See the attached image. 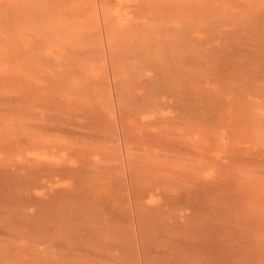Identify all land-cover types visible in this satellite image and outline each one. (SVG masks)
I'll use <instances>...</instances> for the list:
<instances>
[{"label": "rangeland", "instance_id": "374dc122", "mask_svg": "<svg viewBox=\"0 0 264 264\" xmlns=\"http://www.w3.org/2000/svg\"><path fill=\"white\" fill-rule=\"evenodd\" d=\"M20 1H17V0H15V1H13V0H0V16L1 17L4 16V17H2L3 19L0 17V19H1L0 20V34H1V30L3 32L0 35V42L2 41L0 43V65H1L0 70L2 71V72L0 71V186H1L0 187V195L3 197L2 200L0 198V231H1L0 233L3 232V234H1L2 236L0 235V264H6V263L7 264H17V263L18 264H41V262H42L41 260H45L44 255H47L45 257H46L47 261H50L49 264L54 263L55 260L57 262V263L55 262L56 264H88V262H89V264H91L92 262H93V264H124V263L125 264H135L137 262H138L137 264H164V261L161 262L162 259L159 258L160 256H162L164 260L166 259L165 262H167V263L169 262L170 264H178V263L184 264V262H185V264H188L191 261H192L191 262L192 264L194 262H196L195 264H197V262L198 261L200 262V260H201L200 263L202 264V259H203V264H206L204 262H207L208 264H213V263L214 264H217V263L221 264V262H223L222 264H232L233 260H234L233 264H249L250 261H251V264L253 262L255 264H264V242H263L264 236L261 235V233L264 234L263 233L264 232V226H261L264 223L259 224L261 227L260 228V227H258L259 225H257L258 223L256 221L254 222L253 220H251L250 217H249L250 220L248 219V217H246L247 219H244L245 217H243V215H242L243 219L241 220V222H239L240 220L238 221V219L237 220L232 219L235 217L234 215H236L237 217L239 215V217H240L242 214V210H245V209L247 210V207H249V209H252L253 208L252 205L255 203L260 204L262 202L261 204H264V190H263V192H260V194L263 193L260 195V196L263 195L262 196L263 198H261L259 196V193H257V195H255V194L249 195V194H247L248 192L246 190L240 191L243 188L241 183H243L242 180L244 179V177L242 179L241 178L239 179L240 176L238 177L236 175H233L232 177H234V176L235 177L231 180V178H232V177L230 178L231 174L227 175V172L230 173V171L231 170L233 171L234 169H232L233 167L231 166V164L227 165V164H229V161L227 160V157H225V156H227L226 155L227 153L225 154V152H226V148H225L226 145L225 144L230 143L232 138L234 137L237 139L236 141L238 142V143L237 142L235 143V140L233 138L234 144H236V146L238 145L237 147H239V148L242 147L241 150L242 149L244 150L246 148H251V150H254L257 153H259V154L255 155L256 152L252 151L254 153V156H253L254 159L257 156L256 160H258V161L254 160L255 163L256 162L260 163L262 160L264 163V142L262 140L259 141L260 130H261V133L264 135V127H261L262 126L261 124H263V126H264V123H263L264 120H262L263 122H261V120H260L261 118L259 115L263 112L261 116H262V118H264V116H263V114H264L263 110L264 109L262 110V108H263L262 106H264V97L261 96V93L264 96V89H263L264 88V62H263L264 58L261 59L262 58L261 53H262V51L264 52V48H262V46L264 47V39H263L264 38V27H263L264 23H263V26L260 25L262 22L260 24H258L261 26L260 28H257L256 26H258V25L254 24V26H252L253 30L249 29L247 32H246L245 28L240 27V26L234 27L231 25V27H234V28H231V27H228L230 25H226L227 26L226 27V26H223L224 24L223 25L217 24L218 29L223 26L221 28L220 33H222L224 35L219 33L220 29L219 30L217 29L218 32H216V33L217 34L219 33V35L214 34L215 38L213 39V37H212V41H208L210 39V36L209 35L206 36V34H204L203 31H201L202 37H200V38H202L203 43H205V42L211 43L212 42V44H216V46H217L216 48L215 47L214 48L217 50L219 49L220 51L219 50L218 51L212 50L213 52H208V53H210L209 54L210 57L208 59H210V62L213 64V69H214V70L210 71L212 73L211 75H209L210 72H208V71H201L202 73L198 72V74L200 73L199 75L198 74L197 75H189V74L188 75H182L181 74L182 76L187 77L188 78L187 79V78L182 77L181 75H179L177 73L175 74V72H172L173 73V75H172V73H170V72L158 71L157 72L159 74L158 75L156 73V71L147 70L148 66L150 68V64H152L154 62V61H152V58L149 55L150 52L152 51V48H151L152 45L150 44L149 41L151 39V35H152L153 30L148 25H147V27L144 26L142 21L140 22L139 18L137 17V14L135 12L136 11L135 8H137V6H138L137 5L138 1H141V0H137V1L136 0H107V1H105V0H81L83 5L81 2H80L81 4L79 5L78 1H75V0H73V3H72V0H62V1L59 0L61 3L58 0H54L55 3L57 4V5L55 4V6H56L55 9L52 7H46L44 4H42L44 6L40 5L42 3L41 0H38L40 3L38 1L36 2L35 0L34 1L33 0H22L21 2L22 3L24 2L23 4H25V1L27 4V6L25 5L27 7L26 8L27 11L25 12V10H24V14H22L24 8H21V10H17L19 8V6L21 5ZM64 1H65V3H63ZM12 2H13V5H12ZM70 2L72 3V5L70 4ZM105 2H108L109 4H107ZM74 3H76V4L78 3L79 10L77 9V6ZM32 4L34 5L33 9H32V7H33ZM69 4H70V6H69ZM104 4H107V5H104ZM58 5L61 7L59 8ZM35 6H37V7H35ZM41 6H42V8H41ZM106 6L110 7V10L108 8H106ZM9 7H10V9H9ZM45 8L46 9L48 8V10L50 9L51 14H50V11L48 12ZM57 8H59L58 9L59 14L57 12ZM70 8H72V9H70ZM30 9L34 10L33 14L36 13L37 18L35 17V15L29 14L32 12ZM261 9L263 11L264 7H262ZM9 10L11 13L9 12ZM12 10H14V11H12ZM16 10L20 11V12L22 11L21 14L23 16H21V14L20 15L17 14L19 12H17ZM59 10H61V11H59ZM36 11L38 13H41V15H38V13ZM102 11L106 12V16L109 14L110 17H109V15L107 17L105 16L107 18V19H105V17L103 16L104 12H102ZM45 12H47V14ZM42 13L44 15L49 14L48 15L49 18L46 15L42 16ZM54 13H55V15H54ZM8 15H10V17H8L10 20L8 18H6ZM30 15L32 16V18L34 17L35 19L30 18ZM111 15H112V17H111ZM50 16H51V19H50ZM44 17L48 18V20L50 19L52 21L51 22L49 20V22H51L49 24V25H51V27L49 25L45 26L49 22ZM66 17H68V19ZM40 18L43 20L42 23L41 22L38 23L39 21H42V20H39ZM80 18H82V19L84 18L85 20L84 19L82 20ZM110 18H112V19H110ZM17 19H19L20 22L23 23L22 26L20 23H18L19 27L16 26V24L18 22ZM22 19H23V22H22ZM30 19H31V21H29ZM76 19H77V21H76ZM108 19H110V20H108ZM137 19L139 20L138 23H137ZM45 20L47 21L46 23H44ZM130 20L132 22H130ZM133 20H136V21H134V23H133ZM26 21H27V23L25 24L24 22H26ZM81 21L83 23H81ZM96 21L98 24L96 23ZM36 23H37V25H36ZM77 23L79 25H76ZM93 23H95L96 25L94 24V26H93ZM115 23L117 26L118 25L120 26L119 31H118V28L116 30L115 27H114L113 31H111L112 29H110L108 27V25L111 24V26H112V24H115ZM130 23H132L134 25L132 26ZM24 24L26 26H24ZM27 24H28V26H27ZM162 24H165V26L161 25V27H165V28H163V30H165V29L166 30L163 31L162 29H160L159 28L160 25H159L158 26L159 29L158 28L157 29L159 31H161L162 33L158 31L159 33L157 32L158 33L157 35H159L160 33L162 34V35L160 34L161 37L164 34L167 35V37H168L167 42H169V40H170L169 36H171V34H169V33H171L170 29L174 31V28H173V26H171L168 23H162ZM29 25H32V27H30ZM63 25L64 26L66 25L68 28L66 26H65L66 28L63 27ZM74 25H76V26H74ZM129 25L132 26L131 28H133L132 30H134V32H132V33L138 32L137 35L140 32L145 31V33L148 34L151 31V33L149 35L145 34L148 38L149 37L150 38L148 39L145 37L146 38L145 39L144 37L142 38L140 35H138L140 38H142V41L144 39V42H143V44H141L142 41L140 39L139 40L140 42L138 45H136L137 41L134 42V45H136V46H134L133 44H131L129 42L128 38L126 41V38L122 37L123 39H125V42L121 41L120 42L121 46L126 44V46H129V47L125 46L124 49L126 48V50H128V48H129L128 51H130L132 53H130L128 51L125 53V51L122 50L123 46L121 47L122 49L120 47L119 48L117 47L119 50L118 51L115 50V51L117 53H119V54H117V56H119V55L120 56L114 57V55H116V53L114 51H112V46H111L112 43H109L110 38H111L110 36H113L114 34L110 35L109 36L110 38H109L108 37L109 29H110V33H113L114 30H115V32L118 31L117 33L120 36L121 34H123V32H122L123 30H125V29L129 30V28H130ZM218 25H219V27H218ZM78 26L80 28H78ZM83 26H84V28H83ZM43 27H45L46 31H44ZM70 27H72V28H70ZM88 27H90V28L88 29ZM122 27H124V28H122ZM215 27H212V29H216ZM239 27H240V31H238ZM35 28H37V30ZM77 28L79 30H77ZM148 28H150L149 32H148ZM86 29H88L87 30L88 32L86 31ZM167 29H168V31H167ZM191 29L193 31V28H191V27H184L183 29H179V30L181 33L185 32L187 34L188 32L191 31ZM210 29L211 28H209V30ZM236 29H237V31H236ZM10 30L13 31L12 33H14L12 35V37H11L12 33ZM84 30L87 33H85ZM132 30H130V35H133V34H131ZM217 30H215V31H217ZM242 30H244L246 34L244 32H242ZM35 31H38V32H35ZM249 31L250 32L252 31V32L249 34ZM5 32H6V34H5ZM64 32L65 33L73 32L74 34L69 33L70 37L72 35H74V37L75 36L78 37L80 34L82 36V35H84V33L88 34V35L90 34V36H88V35H86V36L88 37V39H90L89 41H91V42H86L89 44V46H88V44H85V43H83L82 40H80L81 36L78 37L79 38V41H78L77 38H76L77 40H74L75 39L74 37H73L74 39H71L70 37L67 38L68 34L65 35ZM78 32H80V33H78ZM120 32H122V33L120 34ZM124 32H126V31H124ZM204 32H205V30H204ZM36 33H38V35ZM127 33L129 35V31H127ZM206 33L210 34L212 36V34H211L212 32L208 33L206 30ZM247 33H248V35H247ZM7 34H9V35H7ZM84 36H82L81 38H84L85 39L84 41H88L86 36L85 37ZM95 36H98V37H95ZM227 36H228V38H227ZM236 36H238V37L236 38ZM61 37H62V39H61ZM63 37H65V38H63ZM193 37L196 38V35H193ZM97 38H100V39H97ZM216 38L217 39L219 38V39L217 40ZM225 38H227V39H225ZM63 39L64 40L69 39V40L68 41L65 40L66 42H64ZM230 39H232V40H230ZM204 40H207V41H204ZM8 41H10V42H8ZM12 41H14V42H12ZM229 41H231L233 43H231V42L228 43ZM52 42H54V44ZM63 42L65 45H70V43L74 42L72 44V46H69V47L67 46L68 50H72V52L66 50L67 48H65V45L63 44ZM67 42H69V44H66ZM122 42H123V44H122ZM251 42H253V43H251ZM257 42H259L261 44L259 47L256 45ZM76 43H78V46H79L78 48L74 47V46H77ZM148 43H149L150 48L147 47ZM227 44H229V45L227 46ZM238 44L240 46H238ZM253 44H255V45L253 46ZM4 45H5V47H3ZM249 45H252V46H249ZM59 46H60V48H59ZM80 46H83L85 48L87 47L89 50H86L87 48L86 49H82V48L80 49ZM119 46H120V44H119ZM131 46H132V48H131ZM89 47H91V48H89ZM212 47L213 46L211 45V48ZM235 47L237 49L239 47H240V49L241 48L243 49L242 55L239 57H241V59L244 58V60L246 61L245 62L246 65H245L244 70L238 69L239 71H235V69L233 68L235 60L232 59L231 56H229L230 57L229 59L224 58L226 56V55H224V54H226V52L227 53L228 52L229 53H234V52L236 53L237 50L235 49ZM15 49H16V51H15ZM41 49L43 52L41 51ZM96 49H98V52L96 51ZM148 49H150L151 51L149 52ZM248 49L250 52L251 51L257 52L259 50V52L257 53V55H259V59H257V56L252 57L251 55H249L246 52V51H248ZM17 51H18V55H17ZM37 51H39L38 54H37ZM94 51L97 52L96 55L98 53L100 54V55L99 54L98 55L101 57V61H99L100 57H98V56L97 57L95 56L96 58L93 57V55L95 53ZM210 51H211V49H210ZM221 51H222V53H221ZM215 52H217V54ZM218 52H220L221 54ZM9 53H11V54H9ZM87 53H88V55H87ZM212 53L214 55H211ZM12 54H14V55H12ZM58 54L60 56H58ZM215 54L218 58L215 57ZM222 54L224 56H222ZM247 55L250 57V59L246 58ZM122 56H124V57H122ZM213 56L216 59L215 58L212 59ZM220 56H222L224 59L219 58ZM129 57L131 59H129ZM56 58H57V60H56ZM60 58H62L64 60L63 61L61 59V61H60L61 63L58 62L60 60ZM121 58L123 60H126V59L129 60V63L132 60V63H130L132 65H130L129 63H125L127 60L125 62L120 61L119 59H121ZM27 59H28V61L29 60L30 61L29 62L26 61ZM48 59H50L49 63H48ZM84 59L85 60L88 59L87 64H85L86 61ZM222 59L224 60L223 63H222ZM260 59L262 62H260ZM24 60L26 62H28V64L26 66H25L26 62ZM53 60H55V61H53ZM5 61H7L6 64H4ZM257 61H259V62H257ZM19 62H21V63L18 64ZM35 63H37V64H35ZM58 63L61 64L62 67H61V65L58 67V65H59ZM112 63L114 64L113 66H112ZM121 63L122 64L124 63V65H122ZM215 64H217V66ZM6 65H7V67H6ZM28 65H31V66L33 65V66L30 68V66H28ZM34 65H35V67H34ZM89 65L92 66L91 69L93 70V72L90 69L91 66H89ZM93 65H96V68L93 67ZM97 65H98V67H97ZM214 65L217 67V69L214 68L215 67ZM19 66H21V67H19ZM218 66L220 67V69H223V70H221L222 73H220V69ZM23 67H24V69L25 68H27V69L23 70ZM54 67H55V69H54ZM112 67L117 68L118 73H114L112 71ZM10 68H12V69H10ZM18 68H19V70H18ZM20 68H22L21 71H20ZM34 68H36V69H34ZM128 68H130V71H129L130 74L133 75L135 73V76L133 75V78L134 77L135 78L134 79L132 78V80H131L135 84L134 85L132 83L135 86V88L130 83L131 82L130 79H131L132 75L129 74L130 79L128 78V75H127L129 73ZM30 69H32V70L34 69L35 72L38 69V72L34 73V70L32 71ZM40 69H41V71L39 72ZM126 69H128V70H126ZM10 70H12V71H10ZM17 71H19V72H17ZM142 71L143 72L145 71V72L143 73ZM147 71H148V74H146ZM223 71H225V73ZM120 72L122 73V75L123 74H125V75L122 76ZM216 72H219V74ZM19 73H20V75H19ZM31 73H34L33 75H35V78L33 77V75ZM94 73L96 76L93 75ZM149 73H151V74H149ZM165 73H167V74H165ZM223 73L225 76L223 75ZM30 74H31V78H30ZM57 74H59V75L57 76ZM21 75H23V77ZM119 75H121L123 78L125 76V78L123 79ZM226 76H228V77H226ZM27 77L29 80L26 79ZM148 77H152V78H148ZM205 77H207L208 79ZM126 78L129 80V84H131V85H129L126 82ZM184 78H185V80H184ZM47 79H48V81H47ZM55 79H57L58 82L55 81ZM178 79H183V82H185V83H183V86H185V88L188 87L187 90L180 88V86L175 87L176 85H174V82L177 81ZM119 80L121 81V85L118 84V82L120 83ZM201 80H202V84H200ZM140 83L144 84V88L139 90L138 86ZM23 84H26L27 86L26 85L24 86ZM117 85H119V86H117ZM154 85H158V86H154ZM24 87L29 89V90L26 89V91H25ZM195 87L198 88V90L196 89V91L200 95H198L197 93H196L197 95H195V94L191 95V94H193L192 89L194 90ZM70 88H72V89H70ZM51 89L54 90V93L52 92L53 90H51ZM180 89L181 90L183 89L184 90L183 92L185 94L184 93L181 94ZM199 89H200V92H199ZM68 90L71 92V94ZM131 90H132V92H130ZM157 90H159L160 92ZM67 91L69 92L70 95L67 94ZM99 91H101L102 93ZM135 91H137V92H135ZM60 92H62L64 99H62V94H60ZM155 92H156L155 97H157V99H156V101L153 102L152 97H154L153 94H155ZM190 92H191V94H190ZM56 93L59 96H57ZM99 93H101V95ZM107 93H108V95H107ZM176 93H179V95L181 97L180 101L176 100V98H177V96H175ZM95 94L97 97L95 96ZM104 94L107 97L109 96L107 99H108V102L111 100L110 104H111L112 100L114 99L112 102L113 105L111 104L113 106L114 110L105 108L106 106H107V108H111L112 106L109 107V105H110L109 103L104 104L103 102H105L106 100L102 102V100H104V98H106L104 96ZM183 94H184V97L181 96ZM214 94H216V97ZM74 95H75L76 99L74 98ZM92 95H94V96H92ZM98 95L101 96V97H99L101 99V102H100V99L98 98ZM124 95H126L125 97L127 99L129 98L130 101L128 100L126 102L125 97H123V98L120 97V96H124ZM88 96H89V98H88ZM174 96H175V99H174ZM81 97H82V99H81ZM95 97H96V100L99 99V102L96 101L97 104H95L96 102L93 103L94 106L93 107L91 106V108H90L89 107V104L91 105L90 99L93 100V98L95 99ZM102 97H104V98H102ZM155 97H154V100H155ZM159 97L161 99L164 98V100H166L164 102H160L162 105L159 104V101H161V99ZM240 97H242V98H240ZM42 99H44L45 101H43ZM52 99L56 102L52 101ZM151 99H152V101H151ZM116 100L124 101L125 103L121 102V104H120L119 101H116ZM188 100H189V102H188ZM31 101H34L33 103H34L35 107L32 106L33 103ZM39 101H40V103L38 104ZM58 101H59V104H57ZM79 101H80L81 105H80ZM94 101H92V102H94ZM162 101H163V99H162ZM243 101L244 102L246 101L248 105H252L250 108V112L251 111H253V112L251 113L252 115L248 114V113L245 114V115H248V117L246 116L247 119L244 118L246 122L245 121H243L242 123L240 122L241 126L239 128L235 129V127H233L235 120L233 121V124L231 125V122L234 119L233 115H232L233 113H231V112H234V110H233L234 106L230 105L229 103L233 102L232 104H236L238 107L237 109L240 110V112H241V110H242V112L244 110V113H245V111L247 112V110L249 112V106L246 105ZM36 102H37V104L35 105ZM42 102L43 103L45 102V103L43 104ZM62 102H64V103H62ZM88 102H89V104H88ZM128 102H131V103L129 104ZM155 102H157L158 104L156 103L157 104L156 105ZM191 102L193 104H195V108H193V104ZM258 102H260V103H258ZM47 103H48V105H47ZM100 103L103 105H106V104H109V105H106L104 107ZM148 103H150V104L154 103L155 105L153 106V104H152L151 106L153 108L154 107L157 108V111L159 108V110H160L159 113L162 116V120H161V116L159 117V115H157V117H159V119H158V118H155L156 117L155 113L152 115V111H153L152 107L151 108L148 107L147 110L145 109L146 106H149ZM144 104H147V105H144ZM182 104H183L182 107L189 109L188 113L183 111L184 108L182 109V111L184 113L181 112V109H179V108L181 107ZM185 104H186V106L189 104L188 107H186ZM228 104L230 106H228ZM78 105L81 107H78ZM117 105L121 109H119L118 107L116 108L115 106H117ZM131 105H133V106H131ZM163 105H165V106H163ZM190 105H192L191 108H190ZM76 106L78 108H76ZM144 106H145V108H144L145 111L142 108ZM197 106L200 107V109L197 108ZM68 107H69V109H68ZM253 108L256 112H254ZM83 109H84V111H83ZM148 109H150V111H151L150 114H148L149 113ZM43 110H47L48 112L43 111ZM90 110H91V113H90ZM184 110H186V109H184ZM238 110H237V112H238ZM81 111L85 112L86 114L83 112L81 113ZM100 111H101V115L99 116ZM27 112H29V113H27ZM30 112H32V113H30ZM69 112L71 114H69ZM213 112H215V114ZM237 112L235 111L234 114H236ZM36 113L37 114L39 113V115H37ZM162 113L166 117H164L162 115ZM256 113L258 114L259 117L255 115ZM142 114H143V116H142ZM237 114H240V116L238 115L237 117L241 118L243 116L242 113L238 112ZM190 115H191V117H193V118H191L192 120L196 118L195 122H196V120L198 122V126H196V127H198L200 129V132L206 131L207 133H210V134L214 133L213 135L216 136L215 139L219 142V147H217V149H215L214 152L207 150V147H200V146H205V145L201 144L200 141L204 142V140L201 139L202 137L200 138V135L198 134V132L196 133V131H191V134L189 133L190 132L189 128L192 125V123H194L191 121L192 123L190 124V122H189ZM254 115L259 118V119L257 118V120H256V118L254 117L256 122L254 120H252ZM29 116H31L32 118L31 117L29 118ZM101 116H103V117H101ZM229 116H230V119H227V117L229 118ZM138 117H141V118H138ZM163 117L167 118V119H163ZM235 118H236V116H235ZM240 118H238V120ZM62 119H63V121H62ZM101 119H102V122H101ZM138 119L140 121L142 120L143 123L140 122ZM144 119H145V121H144ZM225 119H226V121H224ZM148 120H150V122ZM218 120L220 122L219 124L217 122ZM39 121H40V123L43 122L44 126L42 125V123L41 124L35 123V122H39ZM64 121H66V122H64ZM97 121H99V122L97 123ZM239 121H242V120H239ZM250 121L253 123L255 122L257 124V126H254V127H257L256 130L257 129L258 130L257 131L252 130L254 133L251 130H248L249 124L247 125V123H249ZM47 122L51 125L49 126V124ZM169 122L171 123V126H170ZM228 122H230V123H228ZM236 122H237V120H236ZM104 123L105 124L107 123V125H105ZM128 123L130 125H132V127H134L135 129H136V127H138L140 125H144V126L147 125L149 127L148 129L150 130L149 132L152 134V136H154L155 139H157V141H159V144H163V145L165 144V143H163L165 138L168 136V134L171 133V131L173 133L177 134L178 136H180L182 134L181 133V131H182V132H184L185 136H188V135L192 136V137L188 136L189 139L187 137L185 138L187 140V142L190 141L187 145L188 147L190 144H192V142H195L196 144H198V147L195 148L196 152L198 151L197 153H201V152L206 151V152H208L207 154H211V152H212V155H210L211 157H209V159H210L209 162L205 163L206 165H203V162H204L203 160H202V164H201V161L199 162L201 165H203L204 169L206 167V170L203 173L204 177L200 174L201 175L200 178L201 177L204 178V179L201 178V180L194 179L197 175H199V174L195 175V172H193V171H195L194 168H196V167L198 168V171L196 169L197 173L198 172L200 173V171L202 173L204 171V170H202L203 168H202V166L200 167L198 162H197L198 164L196 162H194L196 164H195V166L193 165L194 170L191 172H190V170L188 171L187 168H185L184 170L182 169L183 171L181 170V168H179L180 171L178 169L174 170L173 167H171L169 165L170 168H172L171 171L172 172L175 171V173H176V175H175V173H171V175L173 174V177L177 176L176 178H178V176H181L182 174L184 175L182 183L188 182L189 181L188 179L190 178L191 179L190 185H193L194 180H195V183L193 185L194 191L193 190H191V191L193 192L194 196H196L194 198L198 199L197 196H200L201 197V198L199 197L200 200L196 199V201H195V199H191L192 197L189 198V200H188V197H185V194H187V193L182 192V191H184L183 188H185L186 185L184 186V183H183L182 184L183 187H181L182 190H180V188L178 189V187L181 186V183L178 184L180 181L179 178H178L179 181H175L176 183L178 182L177 183V185H179L178 187H176V183L171 181L170 175L169 176L167 175V177L170 181V183L168 184V187H165L163 184L156 181V179L153 175H150L149 177L146 178L145 174L147 173V175H148L154 168L150 164L151 161L148 163L146 161H149L150 160L149 158H151V160H154V158H152L150 156L151 153H147L144 150L137 149V148L135 149V147L132 149L131 148L128 149V146L125 147V145L123 144V140H122L123 138H122L121 134H123V132L125 133V130L123 128H125ZM140 123H142V124H140ZM215 123H216V125L218 124L217 125L218 127H216ZM238 123L239 122H237V124ZM133 124H135V125L133 126ZM199 124H200V127H199ZM258 124H259V126L260 125L261 126L259 127ZM173 125H174V130L171 129V127L173 128ZM193 125H196V123ZM213 125L216 128H214ZM228 125L230 127L232 126L231 129L234 128L235 130H237V132L234 131V133L236 132V134L240 130V132L242 133V135L244 136V138L246 140H243L244 138L242 135L240 136V134H237L240 137L239 136L235 137L236 135L235 134L233 135L232 134L233 132L232 133L230 132L232 130H230V127ZM251 125H252V123H251ZM253 125L249 126V127L250 128L252 127V129H254ZM42 126H43V129H42ZM105 126L107 129H109V127H110L112 133H113V131L116 132V130H117V134L119 136V141H117L114 138L115 142L108 144V147L104 144L106 146L105 147L103 145V143H101L98 139L95 138V136L98 133H99L98 136L103 133L102 130L104 129L103 127H105ZM235 126H239V125H235ZM30 127H32L33 129H31ZM37 127H38L40 132L38 131ZM46 127H48V128L53 127L52 131L50 132V134L54 135L53 137L49 133H48V135L42 134L43 137H42V135L41 136L39 135V134H41V131L44 132V130H47ZM61 128H62V130H61ZM134 128H132V130L135 131ZM169 128H170V131L167 130ZM259 128H260V130H259ZM34 129L37 132H34ZM186 129H188L189 131L187 132ZM203 129H205V130H203ZM28 130H30L31 132H34V133H31ZM164 130H166L167 134L163 133ZM262 130H263V132H262ZM67 131L69 133H67ZM211 131H212V133H211ZM244 131H246V132L244 133ZM247 131H250L251 133L247 132ZM194 133L198 134L199 137ZM35 134H36V137H35ZM61 134L64 135V137L66 135H67V137H69L68 134H70V139L68 140L67 137H65V139L67 140L66 141L64 138H61L62 137ZM161 134H162V136H161ZM249 134H251L250 136H252V137L248 138ZM262 134H261V137H263L262 139L264 140V136H262ZM194 135H196V137ZM44 136H45V138H44ZM120 137H121V139H120ZM44 139H46V142L44 141ZM47 139H49V140H47ZM61 139L62 140L64 139L66 142L69 141L68 147L70 149L67 146L65 147L63 145L65 143V141H63L64 143H62ZM72 139H74V141H72ZM14 140H15V142H14ZM21 140H23V141H21ZM24 140H26V141H24ZM35 140L38 142H35ZM191 140H193V141H191ZM233 140H232V142H233ZM83 142L84 143L90 142L89 144L92 143V145L89 146V144H87V146L89 147L88 148L86 146V144L84 146ZM94 142H97V143H94ZM259 142H261V143H259ZM28 143H30V145ZM45 143H47V144L45 145ZM31 144H33V145H31ZM40 144L43 147L40 146ZM81 144H82V146H81ZM96 144H101L102 146L101 145L96 146ZM185 144H187V143L185 142ZM27 145H29V146L26 148ZM193 145H194V143L192 144V146ZM109 146H111L112 149ZM119 146L121 147V149ZM85 147H86V149H85ZM92 147H97V149L93 148V150H90ZM98 147H100V149H102V147H104L105 149L100 150ZM29 148H31V149H29ZM64 148H65V150H64ZM81 150H83L82 154L80 152ZM87 150H89V151H87ZM109 150H111V151L109 152ZM247 150L245 152H247ZM251 150H248V153ZM104 151H106V152H104ZM209 151H210V153H209ZM252 152H251V155H252ZM146 153L148 156H146ZM162 153H164L165 155L169 154L168 152H162ZM248 153H247V155H245V154L244 155L246 157L250 156ZM262 154H263V156H262ZM12 155H14L13 156L14 158L11 157ZM197 155H198V157H200L199 154H197ZM143 156H144V158H143ZM7 157H9V158H7ZM212 157H213V161L211 159ZM140 158H141V160H140ZM249 158H250V160H252L251 163H253L254 161L251 158V156ZM96 159H97V161H96ZM143 159L145 160V162L143 161ZM161 159H163V156ZM31 160H32V164H35V166L39 167V168L35 167V169L33 170L34 172H32L28 167V164L31 163ZM250 160H249V162H250ZM22 161H23V163H22ZM215 161H217V163ZM68 162L70 165L67 164ZM170 163L171 162H169V164ZM194 163L192 161V164H194ZM259 163L257 165H259ZM260 164H262V162ZM171 165L173 166L172 163H171ZM227 166H228L229 170H227V168H226ZM229 166H230L231 170H230ZM261 166H263V165H260V167L257 166L256 169H258V170L260 169V171L264 175V173H263L264 169H262L264 166L262 168H261ZM97 167H98V169H97ZM144 167L146 169H144ZM151 167H153V168H151ZM189 167H188V169H189ZM199 167L202 169L200 170ZM224 167H225V170H227V172L225 173V176L223 174L224 173ZM93 169H95V170H93ZM136 169H137V173H138L137 176L135 174ZM190 169H191V167H190ZM129 170H131V171H129ZM80 171H82V172H80ZM12 172H15L17 174V178H16V174L13 175L14 173H12ZM30 172H32L34 174L35 179H38L39 181H41V182H39L40 186L44 185L45 187H43V186L42 187L45 189H43V188H42L43 190L41 188H40V190L39 189H36V190L33 189L35 186L33 184V175ZM141 173L143 174L142 177H141ZM168 173H170V172H168ZM24 174H27V175L24 176ZM29 174L31 175V177ZM187 174L189 176L194 174L195 176L186 177ZM36 175H38V177ZM42 175L44 178L42 177ZM68 175H70V176H68ZM144 176H145V178H144ZM228 176H229L230 180L227 178ZM19 177L22 180H20ZM28 177H29V179H28ZM51 177H52V180L50 181ZM152 177H153V179H152ZM184 177H186V178L184 179ZM192 177L194 180L192 179ZM47 178H49V179H47ZM53 178H55V179H53ZM63 178H65V179H63ZM137 178H140L141 182ZM16 179H17L18 183L16 182ZM234 179H236V180L234 181ZM135 180H137V183ZM144 180H146V181H144ZM196 180L198 182L199 181H201V182L196 183ZM12 181H14V182L12 183ZM20 181H21V183L19 184ZM24 181H28V182L25 183ZM225 181H227V183H225ZM22 183H25V184H22ZM234 183L237 185V187L235 185V188H237V189L241 188L240 190H238L240 192H237V190H234L238 193V195H240L241 198H239L238 200L236 199L237 202L230 203V205L232 207L233 204H234L233 206H235L237 204V206H235L233 208L237 207L238 209L237 208L235 210H233V208L226 209V208H224L225 205L223 202V204L220 203L221 205H223V207H222L223 209L220 210L221 206H220V204L217 203L219 201H216V198L218 200H220V202H221L222 200L220 199L219 195L222 193L221 197L225 196L224 194H225V191L227 190L226 189L227 186H229L228 188H229L230 192H232L231 188L233 190L234 187H232V184L234 185ZM18 184L20 187L22 185L24 187L22 186L23 188H20L18 186ZM141 184H143L142 185L143 187L145 185V187L143 188L141 186ZM26 185H27V187H26ZM46 185L49 188L46 187ZM157 185H159V186H157ZM172 185H174V187ZM225 185H227V186H225ZM66 186H67L68 190H65ZM169 186H171V188ZM146 187H148V188H146ZM172 187H173V189H172ZM199 187L201 190L199 189ZM238 187H240V188H238ZM46 188H47V190H46ZM21 189H22V191L19 192ZM167 189H169V191ZM48 190L51 193H49V192L47 193ZM165 190L168 191L166 197H168L167 200L170 199L169 200L170 202L169 201L167 202L166 197H163V192ZM191 191H190V193L192 194ZM234 191H233V193L235 194L236 192H234ZM223 192H224V194H223ZM71 193H73L74 195ZM237 193H236V195H237ZM45 194H47V195L45 196ZM49 194H51V195H49ZM52 194H53V196H52ZM70 194L73 196L71 197ZM150 194H152V196L154 197V198L152 197L153 198L152 200L150 199V197H151ZM228 194H229V192H228ZM242 194H243V196L246 195L245 198L247 200L242 198ZM187 195L189 196V193ZM217 195H218V197H217ZM229 195H232V194H229ZM247 195L249 197H251V200L248 201ZM31 196H33V197H31ZM42 196L43 197L45 196V198H43L44 200L41 199ZM210 196L211 197L216 196V198H214V197L211 198ZM255 196H257V197H255ZM258 197H260V198H258ZM28 198H30V200ZM257 198H258V200H257ZM9 199H11V200H9ZM252 199H254L253 202H251ZM77 200H79V201H77ZM164 200L168 203L167 204L168 206L166 205V202ZM204 200H205V202H204ZM255 200L257 202H255ZM189 201H190V204H189ZM207 201H208V203H207L208 205L206 204ZM43 202H44V204H43ZM46 202H48V203H46ZM142 203H144V205L146 203H148V204H146L144 207V205H142ZM153 204L155 206H152ZM44 205H46V206H44ZM161 205H164L165 209L163 208L164 206H161ZM238 205H240V208ZM103 206H105V207H103ZM159 206L162 208H159ZM178 206H181V207H178ZM206 206H207V208H206ZM100 207L103 209H101ZM171 207H174V208L172 209ZM208 207H209V209H208ZM205 208H206V210H205ZM158 209H161L163 211L165 210L166 212L168 211L167 213H169V211H170L169 209L175 210V211L181 210L180 211L181 217L180 218L176 217L177 220L175 218H173V216L172 217L167 216V217H169V219L165 217L166 221L169 222L168 224H172L173 222H176L177 226H178V222H181L180 224H182V223L186 224L188 218H186V217L183 218V212H184L185 216L187 214H188V216H190V214L192 216V214H193L194 218L191 217V219H190L191 223L189 222L191 224L190 225L191 229L193 227L192 230H194L197 226L198 227L202 226L201 228H198V227L196 228V229H201L200 231H204L206 229L204 232H200V233H202V234H200V237L203 239H201L199 243L197 242L196 244H193L192 236L190 237L191 241L188 240L189 242H192L193 245H197L196 247L193 246L191 243L187 244L188 241H185V240L183 241L181 239H180L181 241L179 240V243H178L179 247L176 245V250L179 248V249H183V251H189L190 253L192 252L191 253L192 256L189 252H187V253H189L188 254L189 256H186V258L184 257L185 260L188 259L187 261H185L184 258L180 257L182 255V254L180 255V252H179L180 250L177 251L179 253L178 255H180L179 257L181 258V259H179L180 260L179 261L178 260L179 257L177 258L178 255L176 256V254H177L176 250H175L176 254L173 253L174 251L170 250L171 253L168 252V255H169L168 256L167 251H165V250H169V249H167L166 246H164V245L163 246L165 249H163L161 247L162 245L160 246V240L162 238H163V240H166V241H162V244H166L168 246L170 244L171 248L175 245V243H177V242H175V240L172 241L173 240L172 238L174 236L171 238L169 237L171 235H174L173 233L176 232L177 227L175 226L176 225L175 224L174 225L176 227V229H175L174 226L172 225L173 226L172 230H174V229L175 230L173 232H171L170 227H169L170 229L168 228V230L165 231V230H162L161 228L154 227L155 224L151 225L152 221H155L156 219L153 218L154 220H151V218H152L151 215H153V213L152 212L149 213L148 211H151V210L155 211ZM225 209H226L227 213L223 214ZM249 209H248V211H249ZM208 210L213 212V213L210 214V212ZM214 210H215V212H214ZM222 210H224V211H222ZM239 210H241V211H239ZM238 211H239V213H238ZM172 212L173 211H170L169 214L172 215ZM219 212L225 216H227V214H229L228 216H230L231 220H233V221H231L232 223H230V222L228 223V221L230 219L226 220L228 216L226 217L225 220H223L225 217H221L223 215L219 214ZM25 213L27 214V216ZM232 213H233V215H232ZM146 214L148 217H146ZM20 215H22V216H20ZM211 215L215 216V219L212 218ZM62 216H63V218H62ZM149 216H151V218H149ZM154 216H156V215H154ZM207 216H210L209 217L210 219ZM218 216H220L219 218H221L222 221L218 218ZM64 217H65V219H64ZM178 218L180 221L178 220ZM211 218L215 220V222L213 224H212L213 220ZM149 219L151 220V222L149 221ZM173 219H175V220H173ZM243 220H245V223ZM247 220H249V221L246 224ZM6 221H7V223H6ZM93 221H94V224H93ZM235 221H238L240 225H238L237 222H235ZM242 221H243V224H241ZM5 223H6V225H5ZM57 223H59V225ZM215 224L216 225L222 224L221 225L222 228L219 229V226H216ZM86 226H88V227H86ZM180 226H178L179 230L182 229V228L180 229ZM240 226L242 227L243 230L240 229ZM255 226H257V228L259 230L257 228H255ZM151 227L155 231H153ZM59 228H61V229H59ZM148 228L149 229L151 228V229L149 230ZM202 228L203 229L205 228V229L203 230ZM225 228L227 229L226 233L224 231ZM230 228H231L232 233L228 234V232L230 231ZM237 228L239 231L237 230ZM191 229L190 228H186L185 230L183 229L184 232L180 231V233L183 232L182 234L186 238V236H189V235H187L188 232L193 233V231ZM196 229H195V231H196ZM255 229L258 230L259 233L261 231V233L260 234L256 233L257 231ZM261 229H263V232ZM109 230L112 233H110ZM179 230H178V232H179ZM188 230H191V231H188ZM210 230H212L213 234L211 233ZM215 230H217V231H215ZM221 230H223V232H221ZM147 231L149 233H147ZM186 231H188V232H186ZM198 231H196V232H198ZM157 232H159L160 237H158ZM166 232H167V234H166ZM170 232H171V234H169ZM234 232H235V234H234ZM184 233H186V234H184ZM195 233H194V235H195ZM64 234L66 237L64 236ZM109 234L110 235L112 234L113 236L111 235V237H110ZM152 234H154V235H152ZM177 234L178 233H176L175 237H176V240L178 241ZM182 234H181V236H180V234H178L179 235L178 237L182 238L183 237ZM196 234H198V233H196ZM224 234H226V235H224ZM231 234H232V236H231ZM255 234L256 235L258 234V235L256 236ZM58 235H61V237H62V239L60 238L61 240L58 238V237H60ZM103 235H104V237H103ZM167 235H169L168 236L170 238L169 240H168ZM191 235H193V234H191ZM202 235H204V237ZM217 235L218 236L220 235V237H218ZM234 235H235V237H233ZM245 235H246V237H244ZM13 236H15L14 239H13ZM114 236H116V238ZM229 236H231V237H229ZM258 236H261L262 239L259 238ZM105 237H106V239H107V237L109 239L107 241L106 240L104 241ZM112 237H113V239H115V241L112 240ZM117 237L118 238L120 237V238L117 239ZM164 237H166L167 239H164ZM195 237L196 238L194 240L197 239L196 241H198V238H200L199 236L197 237L196 235H195ZM257 237L259 238V240L258 239L256 240ZM159 238H161V239L158 241L157 239H159ZM185 238H183V239H185ZM53 239H55L57 241H54ZM65 239H66V241H65ZM205 239H208V240H205ZM237 239H239V240H237ZM58 240H60L61 243L58 242ZM109 240H110V242H109ZM202 240L205 242H202ZM230 240L231 241L234 240V242H230ZM236 240H237V242H236ZM53 241L57 242V244L60 243L58 245L61 247V249L60 248L58 249V245L56 243H54ZM63 241L65 243H63ZM209 241L211 243H209ZM239 241H240V243L237 244ZM258 241L259 242L261 241L260 242L262 244L261 248H260ZM52 243L55 244L57 247L55 249L52 247L54 251L49 252L48 250L51 249L50 247H51V245H53ZM105 243L106 244L110 243V244H107L108 245L107 246ZM111 243L113 246L111 245ZM155 243H157L159 245L157 246ZM194 243H195V241H194ZM66 244H67V246H65V248H64V245H66ZM172 244H174V245H172ZM234 244H235V246H234ZM256 244L259 246H257L258 247L257 249H254V248H256ZM48 245H50V247L47 250L46 247ZM70 245H72L71 248H70ZM75 245H77V246L75 247ZM79 245H81V246H79ZM110 245L112 246V249H108L110 247ZM236 245H237V247H236ZM239 245H240V247H239ZM221 246H222V248H221ZM246 246H247V248H245ZM77 247H78V253L81 252L80 253L81 255L80 254L78 255ZM84 247H85V249H84ZM119 247L120 248L122 247L121 250H123V251H120ZM197 247H199V248H197ZM202 247H203V249H202ZM241 247H243V249ZM73 248H75V249H73ZM195 248L198 251H196ZM223 248H225V249H223ZM101 249H103L105 252L101 251ZM114 249L118 250L120 253L118 251H115ZM200 249H202L203 252ZM247 249H249V250H247ZM41 250H43V251H41ZM44 250H46L48 253L45 252ZM65 250H68V251L66 252ZM233 250H235V251H233ZM236 250H238V251H236ZM20 251H21V253H20ZM40 251H41V253H43V252H45V253L41 254ZM61 251H63V252L65 251V254H68L66 256V258H64L65 254L62 255L63 252L61 253ZM112 251L113 252L115 251V253L113 254ZM183 251H181V252L184 254L185 252H183ZM199 251H200L201 256H203V257H201L200 254L199 255L195 254V253H199ZM207 251H209V252L211 251V252L208 253ZM16 252H18L20 254V256H18V253H17V256L14 257V255H16ZM22 252L24 254H22ZM52 252L53 253L56 252V253L53 254ZM84 252H86V253H84ZM91 252L94 255L91 254ZM107 252H109V253H107ZM121 252H123V253L121 254ZM205 252H206V254H205ZM95 253H97V254H95ZM172 253L175 255V259L177 258L176 259L177 262H175L176 260L174 259V256L172 258V256L170 255ZM213 253H214V255H213ZM227 253H229V255H227ZM236 253H238V254H236ZM21 254H22V256H21ZM56 254L59 257L61 255L64 256V257H62V256L60 257V258H62L61 259L62 261L59 259V257L56 256ZM75 254H77L80 259H78L77 255H75ZM107 254H108V256L111 254L112 255L109 256V258H108ZM115 254H117V255H115ZM123 254L125 255V257ZM127 254L131 258H129V260L125 261ZM234 254H236V256ZM260 254H263V255L261 256ZM104 255H106L107 257L103 258ZM121 255H123V256L121 258H119ZM195 255H197L196 256L197 260L193 259V256L195 257ZM238 255L239 256L241 255V257H239ZM11 256H13L14 258H12ZM42 256L44 259L42 258ZM55 256H56V258H55ZM80 256H82V257H80ZM91 256L94 258V260L92 259ZM215 256H216V258H215ZM247 256H249L248 258L250 260L247 259ZM47 257H50V259H48ZM76 257H77V259L75 262L74 258H76ZM114 257L116 260L115 263H114ZM170 257L172 259H174L175 261L174 260H171L173 262L169 261ZM210 257H212L213 259L212 258L210 259ZM256 257H258V258L256 259ZM111 258H113V262L110 261ZM14 259H15V261H14ZM91 259H92V261H91ZM104 259L107 261H105ZM204 259H206V261H204ZM227 259H228V261H226ZM134 260H136V262ZM181 261H183V262H181ZM188 261H190V262H188ZM211 261H213V263H210ZM238 261H239V263H238ZM108 262H110V263H108ZM42 263L44 264V261ZM200 263H198V264H200ZM45 264H46V261H45ZM47 264H48V262H47Z\"/></svg>", "mask_w": 264, "mask_h": 264}, {"label": "bare ground", "instance_id": "6f19581e", "mask_svg": "<svg viewBox=\"0 0 264 264\" xmlns=\"http://www.w3.org/2000/svg\"><path fill=\"white\" fill-rule=\"evenodd\" d=\"M13 1H15V0H13ZM17 1H20V0H17ZM22 1V0H21ZM20 1V2H21ZM34 1V0H33ZM36 2L38 1V0H35ZM59 1V0H58ZM62 1V0H61ZM75 1H78V3H79V5L82 3L81 2V0L79 1V0H75ZM105 1H107V0H105ZM137 1V0H136ZM39 2V1H38ZM41 4L40 5H42V4H44L46 7H52V8H54L55 9V1L54 0H41ZM60 2V1H59ZM81 2V3H80ZM104 2V1H103ZM140 2V3H139ZM24 3V2H23ZM22 2L20 3L21 5L19 6V8L17 9V10H21V8H24L23 9V13H22V11L20 12V11H17V12H19V13H17V14H24V10H25V12L27 11L26 10V6H27V4H26V1H25V4H23ZM40 3V2H39ZM38 3V4H39ZM58 3V2H57ZM61 3V2H60ZM63 3H65V1L63 2ZM72 3H73V0H72ZM72 3L70 2V4L72 5ZM78 3L76 4V3H74L76 6H77V9L79 10V5H78ZM105 3H107V4H109L108 2H105ZM139 3V4H138ZM138 3H137V8H135V12H136V14H137V17L139 18V20H140V22L142 21V23H143V25L144 26H146L147 27V25L153 30L152 31V35H151V39H150V44L152 45L151 46V48H152V51L150 50V49H148L149 50V52H150V57L152 58V61H154L152 64H150V68H149V66H148V69L147 70H149V71H156V73L158 72V71H162V72H170V73H172V72H175V74L177 73V74H179V75H197L198 74V72H201V71H208V72H210V71H212V70H214L213 69V64L210 62V59H208L209 57H210V53H208V52H213L212 50H216V51H218L217 49H215L217 46H216V44H212V42L209 44V43H203V41H202V38H200V37H202V33H201V31H203V33L204 34H206V36L207 35H209L210 36V39L208 40V41H212V37H213V39L215 38L214 36V34H217L216 32H218V30L220 29V31H219V33L221 32V28L223 27V26H226V25H230V26H228V27H231V25L232 26H234V27H236V26H240V27H243V28H245L246 29V32L249 30V29H251V30H253L252 28V26H254V24L256 25H258V24H260L261 22V24L260 25H262L263 26V23H264V9H263V11H262V7H264V0H141V1H138ZM70 4H69V6H70ZM107 4H104V5H107ZM12 5H13V2H12ZM26 5V6H25ZM39 5V6H40ZM44 5H42V6H44ZM57 5V4H56ZM82 5H83V3H82ZM25 6V7H24ZM32 9L34 8V5L32 4ZM42 6H41V8H42ZM59 6V5H58ZM57 6V7H58ZM75 6V7H76ZM85 6V5H84ZM103 6V5H102ZM14 7V6H13ZM35 7H37V6H35ZM61 6H59V8H60ZM66 7V6H65ZM105 7V6H104ZM59 8H57V12H58V9ZM68 8V7H67ZM106 8H108L109 10H110V7H108V6H106ZM9 9H10V7H9ZM37 9V8H36ZM46 9V8H45ZM70 9H72V8H70ZM76 9V10H77ZM261 9V10H260ZM31 10V9H30ZM43 10V9H42ZM48 12L50 11V9L48 10V8L46 9ZM12 11H14V10H12ZM32 12L31 13H29V14H33V11L34 10H31ZM44 11V10H43ZM59 11H61V10H59ZM106 11V10H105ZM9 12H10V10H9ZM37 12V11H36ZM42 12V11H41ZM53 12V11H52ZM70 12V11H69ZM102 12H104V11H102ZM110 12V11H109ZM11 13V12H10ZM9 13V14H10ZM38 13V12H37ZM44 13V12H43ZM42 13V16L44 15ZM46 14H47V12H45ZM61 13V12H60ZM72 13V12H71ZM70 13V14H71ZM21 14V16H23ZM45 14V15H46ZM50 14H51V11H50ZM53 14V13H52ZM58 14H59V12H58ZM73 14V13H72ZM93 14V13H92ZM104 15V17L106 16V12H104L103 13ZM108 14V13H107ZM33 15H35V17H36V13H34ZM38 15H41V13H38ZM44 15V16H45ZM49 15V14H48ZM48 15H46V16H48ZM54 15H55V13H54ZM109 15V14H108ZM107 15V16H108ZM18 16V15H17ZM52 16V15H51ZM51 16H50V19H51ZM59 16V15H58ZM94 16V15H93ZM98 16V15H97ZM106 16V17H107ZM1 17V16H0ZM2 17H4V16H2ZM1 17V18H2ZM6 17V16H5ZM8 17H10V15H8L6 18H8ZM12 17V16H11ZM53 17V16H52ZM105 17V19H107ZM109 17H110V15H109ZM111 17H112V15H111ZM18 18V17H17ZM20 18V17H19ZM27 18V17H26ZM30 18H32V16L30 15ZM37 18V17H36ZM45 18V17H44ZM48 18H49V16H48ZM48 18H45L46 20H48ZM55 18V17H54ZM57 18V17H56ZM67 19H68V17H66ZM73 18V17H72ZM77 18V17H76ZM85 18V17H84ZM83 18V19H84ZM3 19V18H2ZM9 19V18H8ZM32 19H35L34 17L32 18ZM49 19V20H50ZM74 19V18H73ZM72 19V20H73ZM80 19H82V18H80ZM82 19V20H83ZM110 19H112V18H110ZM110 19H108V20H110ZM128 19V18H127ZM1 20V19H0ZM10 20V19H9ZM18 20V22H17V24H16V26H18V23H20L21 24V26H22V24L23 23H21L20 22V20L19 19H17ZM39 20H42L41 18L39 19ZM45 20V22L44 23H46L47 21ZM49 20H48V22H49ZM85 20V19H84ZM132 20V19H131ZM130 20V22H132ZM138 19H137V23H138V21H139ZM29 21H31V19L29 20ZM51 21V20H50ZM74 21V20H73ZM76 21H77V19H76ZM79 21V20H78ZM125 21V20H124ZM127 21V20H126ZM134 21H136V20H133V23H134ZM22 22H23V19H22ZM42 23L43 22V20L42 21H39L38 23ZM52 22V21H51ZM51 22H49V23H47V25H45V26H48ZM64 22V21H63ZM108 22V21H107ZM25 24L27 23V21L26 22H24ZM69 23V22H68ZM75 23V22H74ZM81 23H83L82 21H81ZM85 23V22H84ZM96 23H97V21H96ZM162 23H168V24H170L171 26H173V28H174V31L173 30H171L170 28V32L171 33H169V34H171V36H169L170 37V40H169V42H167V40H168V37H167V35H163L162 37L160 36V34L162 33L161 31H159L158 29L160 28V29H162L163 30V28H165V27H161V25L163 26H165V24H162ZM24 24V26H26ZM64 24V23H63ZM94 24L95 23H93V26H94ZM98 24V23H97ZM132 26L134 25V24H132V23H130ZM217 24H224L221 28H217ZM15 25V24H14ZM36 25H37V23H36ZM67 25V24H66ZM65 25V26H66ZM76 25H79L78 23L76 24ZM76 25H74V26H76ZM81 25V24H80ZM85 25V24H84ZM96 25V24H95ZM107 25V24H106ZM105 25V26H106ZM160 25V26H159ZM219 25H218V27H219ZM260 25H258V26H256L257 28H260L261 26ZM12 26V25H11ZM27 26H28V24H27ZM30 27H32V25H29ZM41 26V25H40ZM50 27H51V25H49ZM64 25H63V27H65ZM68 26V25H67ZM66 26V27H67ZM117 25H116V23L115 24H112V26H111V24L110 25H108V27L110 28V29H112L111 31H113V29H114V27H115V29L117 30V28H118V31H119V28H120V26L118 27H116ZM132 26H130L129 25V27L131 28ZM158 26H159V28H158ZM167 26V25H166ZM216 26V27H215ZM19 27V26H18ZM65 27V28H66ZM69 27V26H68ZM67 27V28H68ZM87 27V26H86ZM100 27V26H99ZM107 27V26H106ZM128 27V28H129ZM184 27H191V28H193V31H192V29H191V31L190 32H188L187 34L185 33V32H180V30L179 29H183ZM212 27H215L216 29H212ZM227 27V26H226ZM234 27H231V28H234ZM240 27L238 28L239 30L238 31H240ZM264 27V26H263ZM39 28V27H38ZM42 28V27H41ZM44 28V31H46V29H45V27H43ZM64 28V29H65ZM70 28H72V27H70ZM75 28V27H74ZM78 28H80L79 26H78ZM77 28V30H79ZM83 28H84V26H83ZM90 27H88V29H89ZM108 28V29H109ZM122 28H124V27H122ZM129 28V30L127 29H125V30H123L122 32H123V34H121L122 32H120V36H119V34L117 33L118 31H116L115 32V30H114V32L113 33H110V29H109V32H108V37L110 36V35H113V36H110L109 38H110V41H109V43H112L111 44V46H112V51H114L115 53H116V55H114V57L115 56H117V54H119V53H117L115 50H119L118 48L120 47H122L121 49L122 50H124L125 51V53L129 50V48H128V50H126V48L124 49V47L126 46V44L125 45H122L121 46V41H124L125 42V39H123V38H126V41H127V38H128V40H129V42L131 43V44H133L134 45V42L135 41H137V44L136 45H138L139 44V40L141 39V41H142V38L144 37H146V38H148L146 35H149L150 33H151V31L149 32V30H150V28H148V34H146L145 33V31L144 32H140L138 35H140L142 38H140L138 35H137V33L138 32H135V33H132V32H134V30H132L133 28H131L130 29ZM158 28V29H157ZM168 28V27H167ZM209 28H211L210 30H209ZM34 29V28H33ZM36 30H37V28H35ZM49 29V28H48ZM63 29V30H64ZM88 29H86V31L88 30ZM107 29V28H106ZM105 29V30H106ZM218 29V30H217ZM82 30V29H81ZM121 30V29H120ZM130 30H132L131 31V34H133V35H130ZM166 30V29H165ZM165 30H163V31H165ZM204 30H205V32H204ZM206 30H207V32L208 33H211L212 34V36L210 35V34H207L206 33ZM215 30H217V31H214ZM11 31V30H10ZM65 31V30H64ZM68 31V30H67ZM72 31V30H71ZM107 31V30H106ZM124 31H126V32H124ZM127 31H129V35H128V33H127ZM161 32L159 35H157L159 32ZM167 31H168V29H167ZM186 31V30H185ZM236 31H237V29H236ZM13 31H11V33H12ZM35 32H38V31H35ZM62 32V31H61ZM83 32V31H82ZM84 32H85V30H84ZM88 32V31H87ZM87 32H85V33H87ZM155 32V33H154ZM158 32V33H157ZM214 32V33H213ZM226 32V31H225ZM242 32H244L245 33V31L244 30H242ZM252 32V31H251ZM250 31H249V34L251 33ZM254 32V31H253ZM3 32H2V30H1V34H2ZM9 33V32H8ZM63 33V32H62ZM65 33V32H64ZM69 33H73V32H69ZM69 33H65V35H67L68 34V37L67 38H69L70 37V34ZM78 33H80V32H78ZM84 33V35L86 36V35H88V34H85ZM110 33V34H109ZM126 33V34H125ZM167 33V32H166ZM219 33L217 34V35H219ZM0 34V35H1ZM5 34H6V32H5ZM14 33H12L11 34V37H12V35H13ZM37 35H38V33H36ZM74 34V33H73ZM144 34V35H143ZM146 34V35H145ZM154 34V35H153ZM220 34H222V33H220ZM246 34V33H245ZM244 34V35H245ZM7 35H9V34H7ZM48 35V34H47ZM76 35V34H75ZM84 35H82V36H84ZM162 35V34H161ZM193 35H196V38H194L193 37ZM199 35V36H198ZM222 35H224V34H222ZM247 35H248V33H247ZM5 36V35H4ZM79 36H81V34L79 35ZM78 36V37H79ZM81 36V37H82ZM84 36V37H85ZM88 36H90V34L88 35ZM232 36V35H231ZM10 37V38H11ZM40 37V36H39ZM74 35H72L70 38L71 39H74V40H77L78 39V41H79V38L78 37H74ZM80 37V40H82L83 41V43H85V44H88V43H86V42H91V41H89L90 39H88V37L86 36V38H87V40L88 41H84L85 39L84 38H81ZM95 37H98V36H95ZM114 37V38H113ZM123 37V38H122ZM235 37V36H234ZM238 36H236V38H237ZM4 38V37H3ZM63 38H65V37H63ZM77 38V39H76ZM90 38V37H89ZM123 40H122V39ZM145 38V39H146ZM150 38V37H149ZM148 38V39H149ZM166 40H165V39ZM204 38V37H203ZM227 38H228V36H227ZM227 38H225V39H227ZM5 39V38H4ZM61 39H62V37H61ZM70 39V40H71ZM97 39H100V38H97ZM121 39V40H120ZM217 39V38H216ZM219 39V38H218ZM217 39V40H218ZM245 39V38H244ZM264 39V38H263ZM66 40V39H65ZM64 39H63V41L64 42H66V41H68V40H66L65 41ZM73 40V41H74ZM112 40V41H111ZM230 40H232V39H230ZM247 40V39H246ZM4 41V40H3ZM72 41V40H71ZM70 41V42H71ZM96 41V40H95ZM165 41V42H164ZM204 41H207V40H204ZM2 42V41H1ZM0 42V43H1ZM8 42H10V41H8ZM12 42H14V41H12ZM64 42H63V44H64ZM128 42V43H129ZM143 42H144V39H143V41H142V43L141 44H143ZM147 42V41H146ZM231 41H229L228 43H230ZM245 42V41H244ZM53 44H54V42H52ZM74 43V42H73ZM73 43H70V45H65V48H67V46L69 47V46H72V44ZM217 43V42H216ZM231 43H233V42H231ZM251 43H253V42H251ZM18 44V43H17ZM32 44V43H31ZM30 44V45H31ZM66 44H69V42H67ZM77 44V46H74V47H79L78 46V43H76ZM84 44V45H85ZM92 44V43H91ZM119 44H120V46H119ZM122 44H123V42H122ZM209 44V45H208ZM240 44V43H239ZM238 44V46H240ZM2 45V44H1ZM7 45V44H6ZM13 45V44H12ZM16 45V44H15ZM33 45V44H32ZM136 45H134V46H136ZM211 45L213 46L212 48H211ZM215 45V46H214ZM229 44H227V46H228ZM232 45V44H231ZM230 45V46H231ZM248 45V44H247ZM255 44H253V46H254ZM256 45L259 47L261 44L259 43V42H257L256 43ZM88 46H89V44H88ZM133 46V47H134ZM226 46V47H227ZM233 46V45H232ZM237 46V47H238ZM249 46H252V45H249ZM3 47H5V45L3 46ZM64 47V46H63ZM118 47V48H117ZM126 47H129V46H126ZM147 47H149V43H148V46ZM215 47V48H214ZM256 47V46H255ZM10 48V47H9ZM13 48V47H12ZM21 48V47H20ZM59 48H60V46H59ZM86 49L85 47H83V46H80V49ZM89 48H91V47H89ZM117 48V49H116ZM131 48H132V46H131ZM150 48V47H149ZM262 48H264L263 46H262ZM24 49V48H23ZM22 49V50H23ZM210 49H211V51H210ZM227 49V48H226ZM235 49L237 50V52L235 53H227L226 52V54H224V55H226L224 58H230L229 56H231V58L232 59H234L235 60V62H234V69H235V71H239V70H244L245 69V65H246V61L244 60V58H242L241 59V57H239V56H241L242 55V52H243V49L241 48L240 49V47L237 49L236 47H235ZM67 51H71L72 52V50H68V48L66 49ZM86 50H89L88 48L86 49ZM111 50V49H110ZM222 50V49H221ZM245 50V49H244ZM247 50V49H246ZM258 50V49H257ZM15 51H16V49H15ZM20 51V50H19ZM40 51V50H39ZM39 51H37V54H38V52ZM41 51H42V49H41ZM75 51V50H74ZM96 51L98 52V49H96ZM220 51V50H219ZM228 51V50H227ZM239 51V52H238ZM261 51V50H260ZM43 52V51H42ZM76 52V51H75ZM95 52V51H94ZM97 52H95L94 53V55H93V57H100L98 54L96 55V53ZM106 52V51H105ZM111 52V51H110ZM128 52H130V51H128ZM146 52V51H145ZM249 55H251L252 57H256L257 56V59H259V55H257V53L259 52V50L257 51V52H255V51H249V49H248V51H246ZM16 53V52H15ZM20 53V52H19ZM41 53V52H40ZM112 53V52H111ZM130 53H132V52H130ZM216 54H217V52H215ZM218 53H220V52H218ZM221 53H222V51H221ZM220 53V54H221ZM9 54H11V53H9ZM23 54V53H22ZM67 54V53H66ZM72 54V53H71ZM113 54V53H112ZM216 54H215V57L216 58H218L217 56H216ZM222 54V56H224ZM12 55H14V54H12ZM11 55V56H12ZM17 55H18V51H17ZM40 55V54H39ZM87 55H88V53H87ZM90 55V54H89ZM132 55V54H131ZM134 55V54H133ZM211 55H214L213 53L211 54ZM219 55V54H218ZM263 55V56H262ZM38 56V55H37ZM41 56V55H40ZM58 56H60L59 54H58ZM85 56V55H84ZM120 56V55H119ZM119 56H117V57H119ZM127 56V55H126ZM222 56H220L219 58H223ZM43 57V56H42ZM64 57V56H63ZM95 57V58H96ZM122 57H124V56H122ZM214 56H213V58L212 59H214L215 58ZM251 57V58H252ZM262 57V58H261ZM261 59H263L264 58V52L262 51V53H261ZM28 58V57H27ZM36 58V57H35ZM107 58V57H106ZM150 58V59H151ZM215 58V59H216ZM223 58V59H224ZM246 58H249L250 59V57L247 55L246 56ZM32 59V58H31ZM42 59V58H41ZM40 59V60H41ZM61 59L62 58H60V60L58 61L59 63H61L60 61H61ZM129 59H131L130 57H129ZM222 59V63H223V60ZM261 59H260V62H262L261 61ZM13 60V59H12ZM56 60H57V58H56ZM63 60V59H62ZM85 60V59H84ZM88 60V59H87ZM87 60H85L86 61V63L85 64H87L88 62H87ZM98 60V59H97ZM114 60V59H113ZM120 61H126V60H123L122 58L121 59H119ZM118 60V61H119ZM137 60V59H136ZM226 60V59H225ZM25 61V60H24ZM26 61H28V59L26 60ZM25 61V62H26ZM30 61V60H29ZM28 61V62H29ZM53 61H55V60H53ZM64 61V60H63ZM84 61V62H85ZM99 61H101V57H100V60ZM119 61V62H120ZM128 61V62H127ZM125 63H129V60H127ZM3 62V61H2ZM6 62L7 61H5V63L4 64H6ZM28 62H26V64H25V66L28 64ZM50 62V59H48V63ZM134 62V61H133ZM137 62V61H136ZM257 62H259V61H257ZM264 62V61H263ZM11 63V62H10ZM15 63V62H14ZM21 62H19L18 64H20ZM31 63V62H30ZM43 63V62H42ZM47 63V62H46ZM55 63V62H54ZM53 63V64H54ZM58 63V64H59ZM100 63V62H99ZM115 63V62H114ZM130 63H132V60L130 61ZM129 63V64H130ZM135 63V62H134ZM145 63V62H144ZM214 63V62H213ZM225 63V62H224ZM32 64V63H31ZM35 64H37V63H35ZM64 64V63H63ZM116 64V63H115ZM122 64V63H121ZM261 64V63H260ZM16 65V64H15ZM43 65V64H42ZM61 64H59L58 65V67L60 66ZM92 65V64H91ZM91 65H89V66H91ZM114 64L112 63V66H113ZM122 65H124V63L122 64ZM130 65H132V64H130ZM146 65V64H145ZM216 66H217V64H215ZM214 65V66H215ZM229 65V64H228ZM227 65V66H228ZM5 66V65H4ZM17 66V65H16ZM28 66H30V68L33 66H31V65H28ZM57 66V65H56ZM135 66V65H134ZM214 67V68H216L217 69V67ZM0 67H1V65H0ZM6 67H7V65H6ZM19 67H21V66H19ZM34 67H35V65H34ZM38 67V66H37ZM53 67V66H52ZM61 67H62V65H61ZM93 67H95L96 68V65H93ZM97 67H98V65H97ZM115 67V66H114ZM114 67H112V71L114 72V73H118V69L117 68H114ZM146 67V66H145ZM219 67V66H218ZM39 68V67H38ZM41 68V67H40ZM92 68V66L90 67V69ZM127 68V67H126ZM10 69H12V68H10ZM21 69L22 68H20V71H21ZM25 69H27V68H25ZM24 69V67H23V70H25ZM29 69V68H28ZM34 69H36V68H34ZM33 69V70H34ZM53 69V68H52ZM54 69H55V67H54ZM57 69V68H56ZM115 69V70H114ZM129 69V70H128ZM128 69H126V70H128V72L130 71V68H128ZM219 69H220V67H219ZM239 69V70H238ZM18 70H19V68H18ZM22 70V71H23ZM30 70H32V69H30ZM32 70V71H33ZM92 70V69H91ZM97 70V69H96ZM221 70H223V69H220V73H222V71ZM1 71V70H0ZM10 71H12V70H10ZM31 71V72H32ZM41 71V69L39 70V72ZM120 71V70H119ZM132 71V70H131ZM2 72V71H1ZM17 72H19V71H17ZM25 72V71H24ZM36 72H38V69L36 70ZM35 72V70H34V73H36ZM55 72V71H54ZM59 72V71H58ZM57 72V73H58ZM92 72H93V70H92ZM134 72V71H133ZM136 72V71H135ZM143 72V71H142ZM145 72V71H144ZM143 72V73H144ZM214 72V71H213ZM224 73H225V71H223ZM29 73V72H28ZM34 73H31L32 75L34 74ZM121 73V72H120ZM155 73V72H154ZM202 73V72H201ZM216 73H218L219 74V72H216ZM224 73H223V75H224ZM31 74H30V78H31ZM38 74V73H37ZM97 74V73H96ZM130 72L127 74L128 75V78L130 79V75H132V74H130ZM146 74H148V71L146 72ZM149 74H151V73H149ZM158 74V73H157ZM165 74H167V73H165ZM200 74V73H199ZM198 74V75H199ZM212 73L210 72V74L209 75H211ZM19 75H20V73H19ZM25 75V74H24ZM59 74H57V76H58ZM93 75H95V73L93 74ZM116 75V74H115ZM114 75V76H115ZM121 75H122V73H121ZM121 75H119V76H121ZM123 75H125V74H123ZM122 75V76H123ZM126 75V76H127ZM134 76H135V73L133 74ZM133 75H132V77H131V79H130V81L132 80V78H133ZM138 75V74H137ZM159 75V74H158ZM172 75H173V73H172ZM181 75V76H182ZM222 75V74H221ZM17 76V75H16ZM22 77H23V75H21ZM96 76V75H95ZM121 76V77H122ZM139 76V75H138ZM141 76V75H140ZM178 76V75H177ZM201 76V75H200ZM207 76V75H206ZM217 76V75H216ZM225 76V75H224ZM18 77V76H17ZM20 77V76H19ZM21 77V78H22ZM29 77V76H28ZM28 77L26 78V79H28ZM33 77L35 78V75H33ZM40 77V76H39ZM94 77V76H93ZM117 77V76H116ZM155 77V76H154ZM157 77V76H156ZM182 77H185V76H182ZM181 77V78H182ZM202 77V76H201ZM226 77H228V76H226ZM110 78V77H109ZM123 78V77H122ZM124 78H125V76H124ZM123 78V79H124ZM135 78V77H134ZM133 78V79H134ZM137 78V77H136ZM148 78H152V77H148ZM180 78V77H179ZM185 78H187V77H185ZM185 78H184V80H185ZM205 78H207V77H205ZM210 78V77H209ZM59 79V78H58ZM61 79V78H60ZM188 79V78H187ZM208 79V78H207ZM29 80V79H28ZM53 80V79H52ZM110 80V79H109ZM108 80V81H109ZM160 80V79H159ZM47 81H48V79H47ZM55 81H57V79H55ZM120 81V80H119ZM152 81V80H151ZM190 81V80H189ZM198 81V80H197ZM58 82V81H57ZM126 82L129 84V80L126 78ZM142 82V81H141ZM144 82V81H143ZM191 82V81H190ZM201 83L200 84H202V80L200 81ZM211 82V81H210ZM48 83V82H47ZM50 83V82H49ZM131 84L133 83L132 81L130 82ZM146 83V82H145ZM151 83V82H150ZM153 83V82H152ZM183 83H185V82H183V79H178L177 81H175L174 82V85H176L175 87H178V86H180V88H183L184 90L186 89H188V87L187 88H185V86H183ZM52 84V83H51ZM118 84L119 85H121V81H120V83L118 82ZM127 84V85H128ZM131 84H129V85H131ZM134 84V83H133ZM132 84V85H133ZM199 84V85H200ZM24 86L26 85V84H23ZM119 85H117V86H119ZM126 85V84H125ZM135 85V84H134ZM133 85V87L135 88V86ZM173 85V86H174ZM27 86V85H26ZM154 86H158V85H154ZM153 86V87H154ZM169 86V85H168ZM22 87V86H21ZM121 87V86H120ZM174 87V88H175ZM205 87V86H204ZM25 88V87H24ZM69 88V87H68ZM144 88V84L143 83H140L139 84V86H138V89L140 90V89H143ZM160 88V87H159ZM166 88V87H165ZM173 88V89H174ZM26 89L27 88H25L24 90L26 91ZM70 89H72V88H70ZM69 89V90H70ZM77 89V88H76ZM177 89V88H176ZM181 90V94L182 93H184L183 91L184 90ZM196 89L198 90V88H194V90L192 89V92H193V94H191V92H190V94L191 95H197L198 94V92L196 91ZM261 89V88H260ZM264 89V88H263ZM27 90H29V89H27ZM51 90H53V89H51ZM67 90V89H66ZM68 90V91H69ZM98 90V89H97ZM101 90V89H100ZM205 90V89H204ZM259 90V89H258ZM67 91V94H69V92ZM74 91V90H73ZM78 91V90H77ZM157 91H159V90H157ZM167 91V90H166ZM202 91V90H201ZM255 91V90H254ZM253 91V92H254ZM53 93H54V90L52 91ZM58 92V91H57ZM99 92H101V91H99ZM130 92H132V90L130 91ZM135 92H137V91H135ZM160 92V91H159ZM199 92H200V89H199ZM203 92V91H202ZM59 93V92H58ZM73 93V92H72ZM76 93V92H75ZM79 93V92H78ZM102 93V92H101ZM101 93H99L100 95H101ZM118 93V92H117ZM197 93V94H196ZM211 93V92H210ZM52 94V93H51ZM60 94H62V92H60ZM70 94H71V92H70ZM69 94V95H70ZM159 94V93H158ZM185 94V93H184ZM184 94L183 95H181V96H183L184 97ZM255 94V93H254ZM253 94V95H254ZM56 95L57 96H59L57 93H56ZM79 95V94H78ZM88 95V94H87ZM100 95H98V98L99 97H101ZM107 95H108V93H107ZM112 95V94H111ZM110 95V96H111ZM130 95V94H129ZM169 95V94H168ZM198 95H200V94H198ZM215 95V97H216V94H214ZM226 95V94H225ZM224 95V96H225ZM73 96V95H72ZM77 96V95H76ZM80 96V95H79ZM92 96H94V95H92ZM95 96H96V94H95ZM103 96V95H102ZM104 96L106 97V98H104V97H102V98H104V100H102V102L103 101H105V102H103L104 104L105 103H109L110 104V101L108 102V97L104 94ZM118 96V95H117ZM126 95H124V96H120V97H125ZM153 96L155 97L156 96V92H155V94H153ZM175 96H177V98H176V100L177 101H180V95H179V93H176V95ZM175 96H174V99H175ZM260 96V95H259ZM261 96L262 97H264L263 95H262V93H261ZM56 97V96H55ZM54 97V98H55ZM97 97V96H96ZM96 97H95V99L93 98V100L92 99H90L91 100V105L89 104V102H88V104H89V107L91 108V106L93 107L94 106V104L93 103H95L96 101H98L99 102V99L98 100H96ZM152 97V96H151ZM154 97H152V99H153V102L154 101H156V99H157V97H155V100H154ZM261 97V98H262ZM53 98V99H54ZM67 98V97H66ZM74 98L76 99V97H75V95H74ZM88 98H89V96H88ZM126 98V97H125ZM148 98V97H147ZM160 98V97H159ZM158 98V99H159ZM210 98V97H209ZM222 98V97H221ZM240 98H242V97H240ZM52 99V101H54ZM62 99H64L63 98V94H62ZM81 99H82V97H81ZM110 99V98H109ZM121 99V98H120ZM150 99V98H149ZM152 99H151V101H152ZM161 99V98H160ZM162 99H163V101H162ZM161 99V101H159V104L160 105H162L160 102H164V101H166V100H164V98H162ZM173 99V98H172ZM236 99V98H235ZM263 99V98H262ZM33 100V99H32ZM43 101H45L44 99H42ZM95 100V101H94ZM114 100V99H113ZM113 100H112V102H113ZM122 100V99H121ZM124 100V99H123ZM126 100V102L129 100V98L127 99H125ZM223 100V99H222ZM243 100V99H242ZM241 100V101H242ZM82 101V100H81ZM92 101H94V102H92ZM116 101H119V103L121 104V102H124V101H120V100H116ZM130 101V100H129ZM191 101V100H190ZM32 103L34 102V101H31ZM51 102V101H50ZM54 102H56V101H54ZM61 102V101H60ZM100 102H101V99H100ZM112 102H111V104H112ZM188 102H189V100H188ZM193 102V101H192ZM191 102V103H192ZM201 102V101H200ZM203 102V101H202ZM244 102V101H243ZM242 102V103H243ZM251 102V101H250ZM40 103V101L38 102V104ZM43 103V102H42ZM45 103V102H44ZM43 103V104H44ZM52 103V102H51ZM62 103H64V102H62ZM79 103H80V101H79ZM125 103V102H124ZM129 104L131 103V102H128ZM157 102H155V104H156ZM181 103V102H180ZM204 103V102H203ZM233 103V102H232ZM232 103H229L230 105H233L234 106V112H231V113H233L232 115H233V120H232V122H231V125L233 124V121L235 120V123L233 124V127H235V129L236 128H239L240 126H241V123L243 122V121H245V119H247V117H248V115H245V114H251L253 111H251L250 112V108H251V106L252 105H248L247 104V102L245 101L244 103L246 104V105H248L249 106V112H248V110H247V112L245 111V113H244V110H243V112H242V110H241V112H240V110H238L237 108V105L236 104H232ZM236 103V102H235ZM243 103V104H244ZM258 103H260V102H258ZM37 104V102L35 103V105ZM57 104H59V101L57 102ZM95 104H97V102L95 103ZM101 104V103H100ZM109 104H106V105H109ZM109 105V107L110 106H112V105ZM153 104V106L155 105L154 103H148V105L149 106H146V108H145V106L144 107H142L143 108V110H144V108L147 110V108L149 107V108H151L152 105ZM158 104V103H157ZM156 104V105H157ZM165 104V103H164ZM179 104V103H178ZM193 104V103H192ZM205 104V103H204ZM228 104V106H230ZM238 104V103H237ZM255 104V103H254ZM47 105H48V103H47ZM80 105H81V103H80ZM83 105V104H82ZM85 105V104H84ZM99 105V104H98ZM101 105H103V104H101ZM106 105H103L104 107L106 106ZM144 105H147V104H144ZM166 105V104H165ZM165 105H163V106H165ZM189 105V104H188ZM188 105L186 106V104H185V106L186 107H188ZM218 105V104H217ZM227 105V104H226ZM32 106H34V103L32 104ZM41 106V105H40ZM39 106V107H40ZM69 106V105H68ZM96 106V105H95ZM131 106H133V105H131ZM162 106V107H163ZM179 106V105H178ZM183 106V104L181 105V107L179 108V109H181V112H183V111H185V112H187L188 113V108H184V107H182ZM191 106L192 105H190V108H191ZM225 106V105H224ZM35 107V106H34ZM42 107V106H41ZM66 107V106H65ZM78 107H81V106H79L78 105ZM77 106H76V108H78ZM116 108L118 107L119 109H121L118 105L117 106H115ZM114 107V108H115ZM122 107V106H121ZM141 107V106H140ZM177 107V106H176ZM236 107V108H235ZM256 107V106H255ZM258 107V106H257ZM263 108H262V110L264 109V106H262ZM31 108V107H30ZM29 108V109H30ZM61 108V107H60ZM95 108V107H94ZM106 109H111V110H114L113 109V106L111 107V108H107V106L105 107ZM139 108V107H138ZM153 108V107H152ZM155 108V107H154ZM153 108V111H152V115L155 113L156 114V117L155 118H158L159 119V117L161 116V114L159 113V108H158V111H157V108H155L154 109ZM170 108V107H169ZM173 108V107H172ZM186 109V110H184V109ZM193 108H195V104H193ZM197 108H199L200 109V107H198L197 106ZM202 108V107H201ZM204 108V107H203ZM260 108V107H259ZM63 109V108H62ZM67 109V108H66ZM68 109H69V107H68ZM171 109V108H170ZM182 109H183V111H182ZM217 109V108H216ZM231 109V108H230ZM229 109V110H230ZM242 109V108H241ZM258 109V108H257ZM31 110V109H30ZM29 110V111H30ZM34 110V109H33ZM64 110V109H63ZM80 110V109H79ZM82 110V109H81ZM98 110V109H97ZM149 110V113L148 114H150L151 113V111H150V109H148ZM205 110V109H204ZM237 110H238V112L239 113H244L243 114V116L240 118V117H237L238 115L240 116V114H237L238 112H237ZM253 110H254V108H253ZM260 110V109H259ZM28 111V110H27ZM43 111H47V110H43ZM66 111V110H65ZM64 111V112H65ZM83 111H84V109H83ZM83 111H81V113L83 112ZM138 111V110H137ZM145 111V110H144ZM191 111V110H190ZM235 111L237 112L236 114H234L235 113ZM264 111V110H263ZM48 112V111H47ZM68 112V111H67ZM66 112V113H67ZM139 112V111H138ZM141 112V111H140ZM254 112H256L255 110H254ZM27 113H29V112H27ZM26 113V114H27ZM30 113H32V112H30ZM52 113V112H51ZM65 113V114H66ZM80 113V112H79ZM83 113H85V112H83ZM90 113H91V110H90ZM158 113V114H157ZM184 113V112H183ZM193 113V112H192ZM214 114H215V112H213ZM226 113V112H225ZM261 113V112H260ZM263 113V112H262ZM262 113L261 114H259L260 115V120H261V122H263L262 120H264V118H262ZM37 114V113H36ZM56 114V113H55ZM69 114H71L70 112H69ZM68 114V115H69ZM86 114V113H85ZM89 114V113H88ZM93 114V113H92ZM186 114V113H185ZM190 114V113H189ZM219 114V113H218ZM230 114V113H229ZM37 115H39V113L37 114ZM58 115V114H57ZM63 115V114H62ZM67 115V116H68ZM101 115V111H100V114H99V116ZM141 115V114H140ZM157 115H159V117H157ZM162 115L164 116V117H166L163 113H162ZM188 115V114H187ZM194 115V114H193ZM236 116V118H235V116ZM252 115V114H251ZM256 116H258V114L256 113L255 114ZM253 116V119L252 120H254L255 122H256V120H257V118L259 117H256V116ZM27 116V115H26ZM88 116V115H87ZM98 116V117H99ZM142 116H143V114H142ZM141 116V117H142ZM217 116V115H216ZM247 116V117H246ZM263 116H264V114H263ZM31 116H29V118H30ZM38 117V116H37ZM101 117H103V116H101ZM100 117V118H101ZM141 117H138V118H141ZM163 117V119H167V118H164ZM252 117V116H251ZM256 118V120H255V118ZM26 118V117H25ZM32 118V117H31ZM36 118V117H35ZM34 118V119H35ZM40 118V117H39ZM38 118V119H39ZM99 118V119H100ZM191 118H193V117H191V115H190V117H189V122H190V124L192 123V122H194V123H192V125L190 126V128H189V130H190V134H191V131H196V133L198 132V134L200 135V138L201 139H203L204 140V142H202V141H200L201 142V144H203V145H205V146H200V147H207V150H210V151H212V152H214L215 151V149H217V147H219V142L215 139V135H213V134H210V133H207L206 131H201L200 132V129L198 128V127H196V126H198V122H197V120H196V122H195V119H191ZM217 118V117H216ZM238 118H240L239 120H242V121H239L238 120ZM245 118V119H244ZM83 119V118H82ZM87 119V118H86ZM98 119V118H97ZM137 119V118H136ZM191 119V120H190ZM227 119H230V116H229V118L227 117ZM244 119V120H243ZM259 119V118H258ZM33 120V119H32ZM139 120V119H138ZM161 120H162V116H161ZM217 120V119H216ZM236 120H237V122H239L238 124H237V122H236ZM250 120V119H249ZM259 120V121H260ZM62 121H63V119H62ZM140 121V120H139ZM144 121H145V119H144ZM149 122H150V120H148ZM157 121V120H156ZM155 121V122H156ZM168 121V120H167ZM192 121V122H191ZM212 121V120H211ZM224 121H226V119L224 120ZM64 122H66V121H64ZM99 121H97V123H98ZM101 122H102V119H101ZM106 122V121H105ZM140 122H142V120L140 121ZM147 122V121H146ZM218 122V124L220 123L219 122V120L217 121ZM216 122V123H217ZM241 122V123H240ZM246 122V121H245ZM251 122V121H250ZM247 123V125L249 124V126H252L253 124V127L254 126H257V124L254 122H251L252 123V125H251V123ZM258 122V121H257ZM260 122V123H261ZM36 124L38 123H40V121L39 122H35ZM42 123V125H43V122H41ZM40 123V124H41ZM48 123V122H47ZM46 123V124H47ZM56 123V122H55ZM122 123V122H121ZM126 123V122H125ZM143 123V122H142ZM142 123H140V124H142ZM152 123V122H151ZM196 123V125H193V124H195ZM216 123H215V125H216ZM228 123H230V122H228ZM259 123V122H258ZM264 123V122H263ZM35 124V125H36ZM45 124V125H46ZM49 124V123H48ZM47 124V125H48ZM101 124V123H100ZM99 124V125H100ZM105 124V123H104ZM147 124V123H146ZM169 124H170V126H171V123L169 122ZM213 124V123H212ZM217 124V125H218ZM256 124V125H255ZM10 125V124H9ZM8 125V126H9ZM51 124H49V126H50ZM103 125V124H102ZM105 125H107V123L105 124ZM135 124H133V126H134ZM216 125V127H218ZM227 125V124H226ZM230 125V124H229ZM228 125V126H229ZM235 125H239V126H235ZM262 125V126H261ZM260 126L261 127H264L263 126V124H261ZM44 126V125H43ZM43 126H42V129H43ZM60 126V125H59ZM138 126V125H137ZM150 126V125H149ZM214 126V125H213ZM221 126V125H220ZM227 126V127H228ZM248 126V130H256V128L257 127H254V129H252V127L250 128ZM258 126H259V124H258ZM259 126V127H260ZM68 127V126H67ZM109 127V126H108ZM117 127V126H116ZM132 125H130L129 123L126 125V127L125 128H123L124 130H125V133L123 132V134H121L122 135V140H123V144L125 145V147H127L128 146V149L129 148H134L135 147V149L137 148V149H141V150H144L145 152H147V153H151V157L152 158H154V160H151V158H149L150 160L149 161H146L147 163L148 162H150V164L154 167H151V168H153V170L147 175V173L145 174L146 175V178L147 177H149L150 175H153L154 177H155V179H156V181H158L159 183H161V184H163L165 187H168V184L170 183V181H169V179H168V177H167V175L169 176L170 175V179H171V181L172 182H174V183H176L175 181H179V179H180V181H179V183L178 184H180L181 183V186L180 187H178L179 185H177V183H176V187H178V189L180 188V190H182L181 189V187H183L182 186V184L184 183H182V180H183V174L181 175V176H178V178H176L177 176H174L173 177V174L171 175V173H175V171L174 172H172L171 171V169L172 168H170V166L171 167H173V169L175 170H179L180 171V169L179 168H181V170L183 169H185V168H187V170L189 171L190 170V172L191 171H193L194 169H195V171H193V172H195V175L196 174H199V175H197L194 179H197V180H201V178H203L204 176H203V173L205 172V170H206V167H205V169L203 168V165H206L205 163H208L209 162V157H211L210 155H212V152H211V154H207L208 152H206V151H204V152H201V153H197L196 152V150H195V148L196 147H198V144H196L195 142H192V144L194 143V145L192 146V144H190L189 145V147L187 146L188 145V143L190 142V141H188L187 142V140L185 139L186 137L189 139V137L191 136V135H188V136H185L184 135V132H182L181 131V135L180 136H178L177 134H175V133H173L172 131H171V133L170 134H168V136L165 138V140H164V142L163 143H165L164 145L163 144H159V141H157V139H155V137L154 136H152V134L149 132L150 130L148 129L149 127L147 126V125H140V126H138V127H136V129L134 128V127H132V128H134L135 129V131L134 130H132ZM199 127H200V124H199ZM215 126H214V128H216ZM230 127V126H229ZM232 127V126H231ZM231 127H230V130H232V131H230L233 135L235 134L236 136L235 137H237V136H239V135H237V134H240V136L242 135V133L240 132V130H239V132L236 134V132H237V130H235L234 128L233 129H231ZM31 129H33L32 127H30ZM40 128V127H39ZM50 128V127H49ZM48 127H46V129L47 130H44V132L43 131H41V134H39L40 136L43 134H47L48 135V133L50 134V132L52 131V129H53V127L52 128H50L49 129ZM102 128V127H101ZM104 129L102 130L103 131V133L101 134V135H99L98 136V134L95 136V138L96 139H98L101 143H103V145L105 144L107 147H108V144H110V143H112V142H115V139L117 140V141H119V136H118V134H117V130H116V132H114L113 131V133H112V131H111V128L109 127V129H107L106 128V126L105 127H103ZM225 128V127H224ZM37 129H38V127H37ZM69 129V128H68ZM171 129L172 130H174V125H173V128L171 127ZM59 130V129H58ZM61 130H62V128H61ZM72 130V129H71ZM123 130V131H124ZM167 130H169L170 131V128L169 129H167ZM183 130V129H182ZM188 129H186V131L188 132L189 131ZM203 130H205V129H203ZM258 130V129H257ZM256 130V131H257ZM259 130H260V128H259ZM28 131H30V130H28ZM38 131H39V129H38ZM60 131V130H59ZM69 131V130H68ZM67 131V133H69ZM165 131V132H164ZM163 131V133H166V130H164ZM184 131V130H183ZM234 131H236L235 133H234ZM31 132V131H30ZM34 132H37V131H35V129H34ZM34 132H31V133H34ZM40 132V131H39ZM38 132V133H39ZM43 132V133H42ZM46 132V133H45ZM71 132V131H70ZM186 132V133H187ZM214 132V131H213ZM246 131H244V133H245ZM247 132H250V131H247ZM253 132V131H252ZM262 132H263V130H262ZM121 133V132H120ZM196 133H194V134H196ZM211 133H212V131H211ZM216 133V132H215ZM251 133V132H250ZM254 133V132H253ZM260 138H259V141L260 140H262L263 142H264V140L262 139L263 137H261V130H260ZM258 133V134H259ZM167 134V133H166ZM198 134H196L198 137H199V135ZM32 135V134H31ZM43 135H42V137H43ZM50 135H52V137L54 136L53 134H50ZM164 135V134H163ZM193 135V134H192ZM196 135H194L195 137H196ZM251 134H249V136H248V138L249 137H252V136H250ZM253 135V134H252ZM33 136V135H32ZM61 138H64L65 139V137H67V135L64 137V135H62L61 134ZM68 136L69 137H67V139L69 140L70 139V134H68ZM157 136V135H156ZM161 136H162V134H161ZM185 136V137H184ZM232 136V135H231ZM239 136V137H240ZM243 136V135H242ZM262 136H264L263 134H262ZM34 137V136H33ZM35 137H36V134H35ZM159 137V136H158ZM192 137V136H191ZM21 138V137H20ZM44 138H45V136H44ZM115 138V139H114ZM219 138V137H218ZM234 138V137H233ZM233 138H232V140H233ZM242 138V137H241ZM243 138H244V136H243ZM14 139V138H13ZM22 139V138H21ZM31 139V138H30ZM33 139V138H32ZM35 139V138H34ZM41 139V138H40ZM62 140V143H64L63 141H65V140ZM85 139V138H84ZM120 139H121V137H120ZM161 139V138H160ZM239 139V138H238ZM38 140V139H37ZM47 140H49V139H47ZM200 140V139H199ZM232 140H231V142L230 143H227V144H225L226 145V152H225V154L227 155V156H225V157H227V160L229 161V164H227V165H230L231 164V166L233 167L232 169H234L233 171L231 170V168H230V166H229V168H230V173L229 172H227V170H229L228 169V166L226 167L227 168V170H225V167H224V176H225V173L227 172V175L229 174H231V176H230V178L233 176V175H236V176H240L239 177V179L241 178H243L244 177V179L242 180L243 181V183H241L242 184V190H240L241 188L240 187H238V188H240V189H237V188H235V183H234V185L232 184V187H234L233 188V190H232V188H231V191L232 192H230V190H229V186H227V185H225V186H227V190L225 191V194H224V192H223V194L225 195L224 197H221V194L219 195L220 196V199L222 200L221 202H220V200H218L217 198H216V196L214 197V198H216V201H219V202H217L218 204H220V203H222L223 204V202H224V208H226V209H230V208H233V207H235V206H237V204L235 205V206H233L232 205V207H231V205H230V203H235V202H237L236 201V199L238 200L239 198H241L240 197V195H238V193L237 192H240V191H247L246 193L247 194H249V195H253V194H255V195H257V193H259V196L261 195V194H263V193H261L260 194V192H263V190H264V175L262 174V172L260 171V169L258 170V169H256L257 168V166H259L260 167V165H263L264 166V163H263V160L261 161L262 162V164H260L259 162V165H257L258 163L256 162L255 163V161H258V160H256V157H255V159H254V153L252 152V151H254V150H251V148H246V149H242L241 150V148H239V147H237L236 146V144H234V140H235V143L237 142L236 140V138H234V140H233V142H232ZM243 140H246L245 138L243 139ZM21 141H23V140H21ZM24 141H26V140H24ZM33 141V140H32ZM44 141L46 142V139H44ZM67 141V140H66ZM65 141V143L67 144H63L65 147L67 146L68 147V145H69V141L68 142H66ZM72 141H74V139H72ZM98 141V142H99ZM191 141H193V140H191ZM261 141V142H262ZM14 142H15V140H14ZM20 142V141H19ZM34 142V141H33ZM35 142H38V141H36L35 140ZM85 142V141H84ZM83 142V144H84V146H85V144H86V146H87V144H89V143H84ZM92 142V141H91ZM185 142L187 143V144H185ZM261 142H259V143H261ZM262 142V143H263ZM77 143V142H76ZM75 143V144H76ZM94 143H97V142H94ZM238 143V142H237ZM29 145H30V143H28ZM37 144V143H36ZM47 143H45V145H46ZM79 144V143H78ZM120 144V143H119ZM26 145V144H25ZM24 145V146H25ZM29 145H27L26 146V148L29 146ZM31 145H33V144H31ZM77 145V144H76ZM90 145H92V143L91 144H89V146ZM97 145H101V144H96V146ZM104 145V146H105ZM223 145V144H222ZM40 146H42L41 144H40ZM39 146V147H40ZM63 146V147H64ZM81 146H82V144H81ZM83 146V147H84ZM102 146V145H101ZM100 146V147H101ZM105 146V147H106ZM32 147V146H31ZM43 147V146H42ZM88 147V146H87ZM100 147H98L99 149H100ZM111 149H112V147L111 146H109ZM120 147V146H119ZM69 148V147H68ZM89 148V147H88ZM93 148L94 149H97V147H92L90 150H93ZM241 150H239V149ZM254 148V147H253ZM29 149H31V148H29ZM70 149V148H69ZM85 149H86V147H85ZM105 148L104 147H102V149H100V150H104ZM117 149V148H116ZM120 149H121V147H120ZM198 149V148H197ZM251 150V151H249V153H248V150ZM64 150H65V148H64ZM99 150V151H100ZM247 150V152H245ZM28 151V150H27ZM79 151V150H78ZM87 151H89V150H87ZM95 151V150H94ZM107 151V150H106ZM106 151H104V152H106ZM111 150H109V152H110ZM120 151V150H119ZM136 151V150H135ZM210 151H209V153H210ZM243 151V152H242ZM69 152V151H68ZM81 152V154H82V152H83V150H81L80 151ZM162 152H168L169 154L167 155H165L164 153H162ZM251 152H252V155H251ZM254 152H256V151H254ZM118 153V152H117ZM147 153H146V156H148L147 155ZM247 153L251 156V158L253 159V163H251V161L252 160H250V156H245V155H247ZM101 154V153H100ZM104 154V153H103ZM140 154V153H139ZM197 154H199L200 155V157H198V155ZM224 154V155H225ZM245 154V155H244ZM257 154H259V153H257L256 152V154L255 155H257ZM84 155V154H83ZM111 155V154H110ZM153 155V156H152ZM10 156V155H9ZM14 155H12L11 157H13ZM104 156V155H103ZM139 156V155H138ZM162 156H163V159H161L162 158ZM246 158H245V157ZM262 156H263V154H262ZM81 157V156H80ZM83 157V156H82ZM107 157V156H106ZM259 157V156H258ZM7 158H9V157H7ZM14 158V157H13ZM68 158V157H67ZM132 158V157H131ZM143 158H144V156H143ZM146 158V157H145ZM103 159V158H102ZM113 159V158H112ZM212 159V161H213V157L211 158ZM250 160V162H249V160ZM4 160V159H3ZM14 160V159H13ZM66 160V159H65ZM64 160V161H65ZM140 160H141V158H140ZM196 160V161H195ZM202 160L204 161L203 162V165H201L202 164ZM248 160V161H247ZM81 161V160H80ZM96 161H97V159H96ZM95 161V162H96ZM101 161V160H100ZM143 161L145 162V160L143 159ZM192 161H193V163L194 162H200L201 161V164L199 163V165H200V167L202 166V168H200V170L202 169V170H204L202 173H201V171H200V173L198 172H196V169H197V171H198V168L196 167V168H194L193 169V165L195 166V164L196 163H194V164H192ZM224 161V160H223ZM37 162V161H36ZM88 162V161H87ZM104 162V161H103ZM130 162V161H129ZM132 162V161H131ZM169 162H171L172 164H173V166L171 165V163L169 164ZM216 163H217V161H215ZM219 162V161H218ZM16 163V162H15ZM22 163H23V161H22ZM93 163V162H92ZM197 163V164H198ZM211 163V162H210ZM209 163V164H210ZM214 163V162H213ZM215 163V164H216ZM67 164H69V162L67 163ZM101 164V163H100ZM10 165V164H9ZM23 165V164H22ZM70 165V164H69ZM142 165V164H141ZM170 165V166H169ZM191 165V166H190ZM80 166V165H79ZM144 166V165H143ZM180 166V167H179ZM191 167V169H190V167ZM263 166H261V168L263 167ZM26 167V166H25ZM28 167H29V169L32 171V172H34L33 170L35 169V167L37 168L38 166H35V164H32V160H31V163L30 164H28ZM134 167V166H133ZM188 167H189V169H188ZM258 167V168H259ZM39 168V167H38ZM131 168V167H130ZM138 168V167H137ZM141 168V167H140ZM143 168V167H142ZM150 168V167H149ZM97 169H98V167H97ZM144 169H146L145 167H144ZM262 169H264V167L262 168ZM261 169V170H262ZM15 170V169H14ZM93 170H95V169H93ZM182 170V171H183ZM17 171V170H16ZM19 171V170H18ZM99 171V170H98ZM101 171V170H100ZM129 171H131V170H129ZM147 171V170H146ZM186 171V170H185ZM184 171V172H185ZM187 171V172H188ZM263 171V170H262ZM22 172V171H21ZM20 172V173H21ZM24 172V171H23ZM32 172H30L32 175H33V184H34V188L33 189H39L40 190V188L42 189L43 187H45L44 185H42V186H40V183L39 182H41V181H39L38 179H35V177H34V174L32 173ZM80 172H82V171H80ZM79 172V173H80ZM168 172H170V173H168ZM12 173H14L13 175H15L16 173L15 172H12ZM61 173V172H60ZM134 173V172H133ZM168 173V174H167ZM186 173V172H185ZM184 173V174H185ZM263 173H264V171H263ZM40 174V173H39ZM38 174V175H39ZM48 174V173H47ZM52 174V173H51ZM135 174H136V176H137V169H136V171H135ZM203 176V177H201L200 178V176L201 175ZM12 175V176H13ZM21 175V174H20ZM27 174H24V176H26ZM30 175V174H29ZM28 175V176H29ZM38 175H36L37 177H38ZM77 175V174H76ZM142 173H141V177H142ZM175 175H176V173H175ZM179 175V174H178ZM194 174H192L191 176H195ZM205 175V174H204ZM19 176V175H18ZM51 176V175H50ZM49 176V177H50ZM61 176V175H60ZM67 176V175H66ZM68 176H70V175H68ZM191 176H189L188 174L186 175V177H191ZM30 177H31V175H30ZM41 177V176H40ZM42 177H43V175H42ZM53 177V176H52ZM52 177L50 178V181L52 180ZM186 177H184V179L186 178ZM235 177V176H234ZM234 177H232L231 178V180L234 178ZM6 178V177H5ZM16 178H17V174H16ZM44 178V177H43ZM144 178H145V176H144ZM228 179H229V176L227 177ZM237 178V177H236ZM10 179V178H9ZM19 179L20 180H22L20 177H19ZM28 179H29V177H28ZM32 179V178H31ZM47 179H49V178H47ZM53 179H55V178H53ZM63 179H65V178H63ZM136 179V178H135ZM137 179H139V181H140V178H137ZM152 179H153V177H152ZM174 181H173V180ZM176 179V180H175ZM178 179V180H177ZM192 179H193V177H192ZM193 179V180H194ZM204 179V178H203ZM202 179V180H203ZM68 180V179H67ZM84 180V179H83ZM189 181L188 182H186V183H184V186H185V188H183L184 189V191H182V192H185V193H189V196L187 195V194H185V197H188V200H189V198H191V199H195V201H196V199L197 198H194V197H196V196H194V194H193V192L191 191V190H193V185H194V183H195V180H194V183H193V185H190L191 184V179L189 178L188 179ZM192 180V181H193ZM196 180V183L198 182ZM230 180V179H229ZM236 179H234V181H235ZM11 181V180H10ZM49 181V182H50ZM63 181V180H62ZM66 181V180H65ZM136 181V183H137V180H135ZM144 181H146V180H144ZM151 181V180H150ZM14 181H12V183H13ZM16 182L18 183V181H17V179H16ZM23 182V181H22ZM25 183L26 182H28V181H24ZM30 182V181H29ZM141 182V181H140ZM148 182V181H147ZM199 182H201V181H199ZM198 182V183H199ZM214 182V181H213ZM21 183V181L19 182V184ZM25 183H22V184H25ZM32 183V182H31ZM39 183V184H38ZM78 183V182H77ZM135 183V184H136ZM150 183V182H149ZM222 183V182H221ZM224 183V182H223ZM225 183H227V181H225ZM233 183V182H232ZM19 184H18V186H19ZM139 184V183H138ZM238 184V183H237ZM74 185V184H73ZM77 185V184H76ZM127 185V184H126ZM140 185V184H139ZM143 184H141V186H142ZM23 186V185H22ZM20 187V188H23V187ZM30 186V185H29ZM121 186V185H120ZM140 186V187H141ZM152 186V185H151ZM155 186V185H154ZM157 186H159V185H157ZM173 187H174V185H172ZM240 186V185H239ZM1 187V186H0ZM26 187H27V185H26ZM25 187V188H26ZM33 187V186H32ZM46 187H48L47 185H46ZM139 187V188H140ZM143 187V186H142ZM144 187H145V185H144ZM143 187V188H144ZM149 187V186H148ZM148 187H146V188H148ZM170 188H171V186H169ZM173 187H172V189H173ZM197 187V186H196ZM236 187H237V185H236ZM49 188V187H48ZM66 188H67V186H66ZM65 188V190H68V188L66 189ZM73 188V187H72ZM150 188V187H149ZM203 188V187H202ZM32 189V190H33ZM43 189H45V188H43ZM42 189V190H43ZM115 189V188H114ZM155 189V188H154ZM199 189H200V187H199ZM26 190V189H25ZM31 190V189H30ZM34 190V191H35ZM46 190H47V188H46ZM133 190V189H132ZM161 190V189H160ZM168 191H169V189H167ZM167 190H165L164 192H163V197H166L167 196ZM201 190V189H200ZM218 190V189H217ZM229 190V191H228ZM234 190H237V192L236 191H234ZM238 190H240V191H238ZM22 191V189L19 191V192H21ZM58 191V190H57ZM142 191V190H141ZM179 191V190H178ZM187 191V192H186ZM190 191L192 192V194L190 193ZM194 191V190H193ZM233 191L234 192H236L237 193V195H236V193L234 194L233 193ZM18 192V193H19ZM49 192V190L47 191V193ZM201 192V191H200ZM228 192H229V194H232V195H229L228 194ZM34 193V192H33ZM49 193H51V192H49ZM245 193V192H244ZM71 194H73V193H71ZM70 194V195H71ZM228 194V195H227ZM234 194V195H233ZM3 195V194H2ZM34 195V194H33ZM36 195V194H35ZM47 194H45V196H46ZM49 195H51V194H49ZM74 195V194H73ZM73 195H71V197L73 196ZM171 195V194H170ZM187 195V196H186ZM193 195V196H192ZM1 196V195H0ZM19 196V195H18ZM39 196V195H38ZM45 196L43 197L42 196V200H44L43 198H45ZM52 196H53V194H52ZM150 199L152 200L154 197L152 196V194H150ZM246 196V195H245ZM245 196H243V194H242V198L243 199H246L245 198ZM263 196V195H262ZM262 196H260L261 198H263ZM31 197H33V196H31ZM153 197V198H152ZM160 197V196H159ZM198 197V199H199V197L200 196H197ZM211 197V196H210ZM213 197H211V198H213ZM217 197H218V195H217ZM255 197H257V196H255ZM260 197H258V198H260ZM1 198V200H2V196L0 197ZM21 198V197H20ZM201 198V197H200ZM210 198V199H211ZM223 198V199H222ZM247 198H248V201L249 200H251V197H249L248 195H247ZM253 198V197H252ZM258 198H257V200H258ZM15 199V198H14ZM29 200H30V198H28ZM168 199V197H166V201L168 202L169 200H167ZM197 199V200H198ZM205 199V198H204ZM9 200H11V199H9ZM81 200V199H80ZM143 200V199H142ZM173 200V199H172ZM200 200V199H199ZM215 200V199H214ZM224 200V201H223ZM247 200V199H246ZM245 200V201H246ZM253 200L254 199H252V201L251 202H253ZM7 201V200H6ZM23 201V200H22ZM47 201V200H46ZM77 201H79V200H77ZM165 201V200H164ZM165 201V202H166ZM194 201V202H195ZM233 201V202H232ZM38 202V201H37ZM49 202V201H48ZM48 202H46V203H48ZM56 202V201H55ZM144 202V201H143ZM166 202V205L168 204ZM170 202V201H169ZM204 202H205V200H204ZM255 202H257L256 200H255ZM40 203V202H39ZM59 203V202H58ZM65 203V202H64ZM145 203V202H144ZM144 203H142V205H144ZM151 203V202H150ZM203 203V202H202ZM208 203V201L206 202V204ZM262 203V202H261ZM259 204V203H255V204H253L252 206H253V208L252 209H249V207H247V210L245 209V210H242V214H241V218L239 217V215H238V217L236 216V215H234L235 217L234 218H232V219H238V221L239 222H241V220L243 219L242 218V215H243V217H245L244 219H247L246 217H248V219L250 220V218H251V220H253L254 222L256 221L257 223V225H259V224H261V223H264V204ZM8 204V203H7ZM21 204V203H20ZM43 204H44V202H43ZM50 204V203H49ZM146 204H148V203H146ZM145 204V205H146ZM164 204V203H163ZM170 204V203H169ZM189 204H190V201H189ZM188 204V205H189ZM15 205V204H14ZM103 205V204H102ZM145 205H144V207H145ZM151 205V204H150ZM149 205V206H150ZM165 205V204H164ZM164 205H161V206H164ZM165 205V206H166ZM208 205V204H207ZM230 205V206H229ZM241 205V204H240ZM240 205H238L239 206V208H240ZM44 206H46V205H44ZM141 206V205H140ZM152 206H155L154 204L152 205ZM151 206V207H152ZM165 206L163 207L164 209H165ZM168 206V205H167ZM199 206V205H198ZM220 206H221V208H220V210L221 209H223L222 207H223V205H221L220 204ZM228 206V207H227ZM3 207V206H2ZM1 207V208H2ZM103 207H105V206H103ZM142 207V206H141ZM178 207H181V206H178ZM244 207V206H243ZM7 208V207H6ZM58 208V207H57ZM101 208V207H100ZM159 208H162V207H160L159 206ZM172 209L174 208V207H171ZM177 208V207H176ZM183 208V207H182ZM206 208H207V206H206ZM206 208H205V210H206ZM237 208V207H236ZM236 208H233V210H235ZM64 209V208H63ZM62 209V210H63ZM66 209V208H65ZM101 209H103V208H101ZM146 209V208H145ZM180 209V208H179ZM178 209V210H179ZM189 209V208H188ZM203 209V208H202ZM208 209H209V207H208ZM226 209H225V211L224 210H222V211H224L223 212V214L224 213H227L226 212ZM238 209V208H237ZM242 209V208H241ZM244 209V208H243ZM248 209H249V211H248ZM2 210V209H1ZM170 211H173L172 212V215L171 214H169L170 213V211H169V213H167L165 210L163 211V210H161V209H158V210H155V211H148L149 213H153V215H151L152 216V218H151V216H149V218H151V220H154V219H156L155 221H152V224L151 225H154V227H156V228H161L162 230H168V228L171 230V232H173L175 229H176V227H177V229H176V232L175 233H173L174 235H171V236H169V235H167V237L169 236L170 238L171 237H173L172 239V241H174L175 240V242H177V243H175V245L174 244H172V245H174L172 248L174 249H172L171 247H170V244H169V246L168 245H166V244H162V241H166V240H163V238L161 239V238H159V239H157L158 241L160 240V246L163 248V249H165L164 248V246H166V248L167 249H169V250H165V251H167V255H168V252L169 253H171L170 252V250H172V251H174L173 253H175L176 254V252L178 251V250H180L179 252H180V255H178L179 253L177 252V254H176V256H177V258L180 256V257H182V258H186V256H189L188 254L190 253L189 251H183V249H177L176 250V245L178 246L179 244V240L181 239V240H185V241H188V240H190L191 241V236H192V239H193V244H196L197 242L199 243L200 242V240L201 239H203V238H201L200 237V234H202V233H200V232H204V231H200L201 229H196V231H198V232H196L195 231V229L194 230H192L193 229V227H192V229H191V217H193V214H192V216H191V214H190V216H188V214L185 216V213L183 212V218H188V220H187V222H186V224H184V223H182V224H180L181 222H178V226H180V229L181 230H179V228H178V226H177V224H176V222H173L172 224H168L169 222H167L166 221V218H168L169 219V217H172L173 216V218H175L176 219V217H181L180 215V211L181 210H179V211H175V210H171V209H169ZM183 210V209H182ZM232 210V209H231ZM230 210V211H231ZM232 210V211H233ZM64 211V210H63ZM67 211V210H66ZM101 211V210H100ZM141 211V210H140ZM175 211V212H174ZM209 211V210H208ZM207 211V212H208ZM221 211V212H222ZM231 211V212H232ZM239 211H241V210H239ZM239 211H238V213H239ZM97 212V211H96ZM99 212V211H98ZM139 212V211H138ZM145 212V211H144ZM166 212V213H165ZM198 212V211H197ZM210 212V214L211 213H213V212H211V211H209ZM208 212V213H209ZM214 212H215V210H214ZM62 213V212H61ZM68 213V212H67ZM100 213V212H99ZM98 213V214H99ZM143 213V212H142ZM196 213V212H195ZM194 213V214H195ZM241 213V212H240ZM26 214V213H25ZM140 214V213H139ZM197 214V213H196ZM195 214V215H196ZM219 214H222V213H220L219 212ZM222 214V215H223ZM31 215V214H30ZM90 215V214H89ZM96 215V214H95ZM150 215V214H149ZM154 215H156V216H154ZM171 215V216H170ZM205 215V214H204ZM229 214H227V216H228ZM232 215H233V213H232ZM231 215V216H232ZM20 216H22V215H20ZM24 216V215H23ZM26 216H27V214H26ZM25 216V217H26ZM59 216V215H58ZM91 216V215H90ZM167 216H169V217H167ZM227 216H225V215H223V216H221V217H225L223 220H225L226 219V217ZM67 217V216H66ZM146 217H148L147 216V214H146ZM166 217V218H165ZM190 217V218H189ZM202 217V216H201ZM206 217V216H205ZM208 218L210 217V216H207ZM211 217L212 218H214L215 219V216H212L211 215ZM220 216H218V218H219ZM233 217V216H232ZM237 217V218H236ZM250 217V218H249ZM21 218V217H20ZM24 218V217H23ZM28 218V217H27ZM58 218V217H57ZM62 218H63V216H62ZM98 218V217H97ZM154 218V219H153ZM179 218H178V220H179ZM194 218V217H193ZM192 218V219H193ZM211 218V219H212ZM64 219H65V217H64ZM92 219V218H91ZM147 219V218H146ZM167 219V220H168ZM172 219V218H171ZM175 219H173V220H175ZM203 219V218H202ZM210 219V218H209ZM214 219H212L213 221H212V224L215 222V220ZM220 220H221V218H219ZM230 219V220H229ZM27 220V219H26ZM29 220V219H28ZM90 220V219H89ZM88 220V221H89ZM97 220V219H96ZM151 220L149 219V221L151 222ZM177 220V219H176ZM185 220V221H186ZM226 220H229L228 221V223L230 222V223H232L231 221H233V220H231V218H230V216H228L227 217V219ZM249 220H247L246 221V224H247V222L249 221ZM144 221V220H143ZM167 223H166V222ZM169 221V220H168ZM172 221V220H171ZM180 221V220H179ZM200 221V220H199ZM198 221V222H199ZM222 221V220H221ZM238 221H235V222H237V224L238 225H240L239 224V222ZM244 221V223H245V220H243ZM243 221H242V223L241 224H243ZM71 222V221H70ZM87 222V221H86ZM90 222V221H89ZM190 222V223H189ZM220 222V221H219ZM4 223V222H3ZM6 223H7V221H6ZM6 223H5V225H6ZM60 223V222H59ZM59 223H57L58 225H59ZM96 223V222H95ZM148 223V222H147ZM189 223V224H188ZM200 223V222H199ZM251 223V222H250ZM12 224V223H11ZM64 224V223H63ZM93 224H94V221H93ZM97 224V223H96ZM149 224V225H150ZM176 224V225H175ZM188 224V225H187ZM197 224V223H196ZM235 224V223H234ZM245 224V225H246ZM119 225V224H118ZM157 225V226H156ZM174 226V230H172L173 228V226ZM185 225V226H184ZM216 225V224H215ZM221 225L222 224H220V225H216V226H219V229H221L222 227H221ZM3 226V225H2ZM62 226V225H61ZM185 228H184V227ZM193 226V225H192ZM212 226V225H211ZM247 226V225H246ZM249 226V225H248ZM254 226V225H253ZM261 226H264V224L263 225H261ZM6 227V226H5ZM67 227V226H66ZM80 227V226H79ZM86 227H88V226H86ZM144 227V226H143ZM202 227V226H201ZM201 227H198V228H201ZM244 227V226H243ZM258 227H260V225L258 226ZM63 228V227H62ZM152 228V227H151ZM150 228V229H151ZM155 228V229H156ZM186 228H190L192 231H193V233L192 232H188V231H191V230H188V231H186V232H188L187 233V235H189V236H186V238L184 237V235L182 234L184 231H183V229L185 230ZM229 228V227H228ZM255 228H257V226H255ZM261 228V227H260ZM263 228V227H262ZM59 229H61V228H59ZM65 229V228H64ZM119 229V228H118ZM149 229V228H148ZM149 229V230H150ZM216 229V228H215ZM240 229H242V227L240 226ZM258 229V228H257ZM152 230H153V228H152ZM157 230V229H156ZM159 230V229H158ZM178 230H179V232H178ZM226 228L224 229V231H225V233H226ZM229 230V229H228ZM237 230H238V228H237ZM243 230V229H242ZM256 230V229H255ZM259 230V229H258ZM258 230H256L257 232L256 233H259V231ZM262 230V232H263V229H261ZM110 231V230H109ZM153 231H155V230H153ZM152 231V232H153ZM160 231V230H159ZM180 231H183L182 233H180ZM211 231V233H212V230H210ZM215 231H217V230H215ZM214 231V232H215ZM235 231V230H234ZM239 231V230H238ZM1 232V231H0ZM171 232L169 233V234H171ZM198 233V234H196V233ZM219 232V231H218ZM221 232H223V230H221ZM237 232V231H236ZM6 233V232H5ZM4 233V234H5ZM52 233V232H51ZM73 233V232H72ZM110 233H112L111 231H110ZM125 233V232H124ZM147 233H149L148 231H147ZM158 233V237H160L159 236V232H157ZM176 233H178V234H180V236H181V234H182V238H180V237H178L179 235L177 234V238H178V241L176 240ZM194 233H195V235L198 237H200V238H198V241H196V240H194L196 237H195V235H194ZM229 233H232L231 232V228H230V231L228 232V234ZM260 233H261V231H260ZM259 233V234H260ZM264 233V232H263ZM1 234H3V232L2 233H0V235ZM106 234V233H105ZM166 234H167V232H166ZM184 234H186V233H184ZM191 234H193V235H191ZM210 234V233H209ZM208 234V235H209ZM213 234V233H212ZM223 234V233H222ZM234 234H235V232H234ZM19 235V234H18ZM50 235V234H49ZM110 235V234H109ZM112 235V234H111ZM111 235H110V237H111ZM124 235V234H123ZM148 235V234H147ZM152 235H154V234H152ZM207 235V236H208ZM224 235H226V234H224ZM256 235V234H255ZM258 235V234H257ZM256 235V236H257ZM261 235L262 236H264V234H262L261 233ZM2 236V235H1ZM7 236V235H6ZM55 236V235H54ZM53 236V237H54ZM58 236H60V237H58ZM57 237L60 239H62V237H61V235H58ZM64 236H65V234H64ZM113 236V235H112ZM151 236V235H150ZM203 237H204V235H202ZM206 236V235H205ZM215 236V235H214ZM218 236V235H217ZM231 236H232V234H231ZM231 236H229V237H231ZM237 236V235H236ZM14 237L15 236H13V239H14ZM19 237V236H18ZM56 237V236H55ZM66 237V236H65ZM93 237V236H92ZM103 237H104V235H103ZM115 238H116V236H114ZM168 237V240L170 239ZM189 237V238H188ZM194 237V238H193ZM211 237V236H210ZM218 237H220V235L218 236ZM228 237V236H227ZM233 237H235V235L233 236ZM232 237V238H233ZM238 237V236H237ZM244 237H246V235L244 236ZM259 238H261V236H258ZM256 238V240L258 239L259 240V238ZM7 238V237H6ZM10 238V237H9ZM49 238V237H48ZM57 238V239H58ZM71 238V237H70ZM120 238V237H119ZM118 237H117V239H119ZM157 238V237H156ZM183 238H185V239H183ZM214 238V237H213ZM225 238V237H224ZM241 238V237H240ZM8 239V238H7ZM50 239V238H49ZM60 239V240H61ZM109 238L107 237V239H106V237H105V239H104V241L106 240H108ZM111 239V238H110ZM164 239H167L166 237H164ZM210 239V238H209ZM234 239V238H233ZM262 239V238H261ZM54 241H57V240H55V239H53ZM60 240H58V242H60L61 243V241ZM72 240V239H71ZM75 240V239H74ZM98 240V239H97ZM101 240V239H100ZM112 240H114L115 241V239H113V237H112ZM180 240V241H181ZM205 240H208V239H205ZM237 240H239V239H237ZM237 240H236V242H237ZM255 240V241H256ZM53 241V242H54ZM65 241H66V239H65ZM81 241V240H80ZM102 241V240H101ZM113 241V242H114ZM119 241V240H118ZM127 241V240H126ZM125 241V242H126ZM194 241H195V243H194ZM211 241V240H210ZM209 241V243H211ZM262 241V240H261ZM260 241V242H261ZM68 242V241H67ZM109 242H110V240H109ZM169 242V241H168ZM192 242H187V244H192ZM202 242H205V241H203L202 240ZM230 242H234V240L233 241H231L230 240ZM242 242V241H241ZM244 242V241H243ZM254 242V241H253ZM257 242V241H256ZM255 242V243H256ZM259 242V241H258ZM259 242V245H260V248H261V243ZM263 242H264V240H263ZM54 243H56L57 244V242H54ZM60 243H58V244H60ZM63 243H65L64 241H63ZM85 243V242H84ZM118 243V242H117ZM183 243V242H182ZM181 243V244H182ZM186 243V242H185ZM218 243V242H217ZM216 243V244H217ZM240 243V241L237 243V244H239ZM247 243V242H246ZM53 244V243H52ZM57 244V245H58ZM106 244V243H105ZM107 244H110V243H107ZM106 244V245H107ZM135 244V243H134ZM157 246L159 245V244H157V243H155ZM168 244V243H167ZM192 244V245H193ZM228 244V243H227ZM231 244V243H230ZM229 244V245H230ZM258 244V243H257ZM256 244V248H254V249H257L258 247L257 246H259V245H257ZM33 245V244H32ZM111 245H112V243H111ZM110 245V247L108 248V249H112V246ZM164 245V246H163ZM224 245V244H223ZM226 245V244H225ZM244 245V244H243ZM246 245V244H245ZM65 246H67V244L66 245H64V248H65ZM77 245H75V247H76ZM79 246H81V245H79ZM108 246V245H107ZM106 246V247H107ZM193 246H197V245H193ZM234 246H235V244H234ZM249 246V245H248ZM251 246V245H250ZM30 247V246H29ZM28 247V248H29ZM49 247H50V245H48L47 247H46V249L48 250L49 249ZM55 249L57 246L55 245V244H53V245H51V249L50 250H48L49 252H51V251H54L53 250V248ZM69 247V246H68ZM72 247V245H70V248ZM105 247V246H104ZM179 247V246H178ZM236 247H237V245H236ZM239 247H240V245H239ZM61 249V247L58 245V249ZM101 248V247H100ZM99 248V249H100ZM124 248V247H123ZM185 248V247H184ZM197 248H199V247H197ZM211 248V247H210ZM221 248H222V246H221ZM242 249H243V247H241ZM245 248H247V246L245 247ZM30 249V248H29ZM45 249V248H44ZM73 249H75V248H73ZM83 249V248H82ZM81 249V250H82ZM84 249H85V247H84ZM104 249V248H103ZM103 249H101V251H104ZM119 249H120V251H123V250H121L122 249V247L120 248L119 247ZM125 249V248H124ZM196 249V248H195ZM202 249H203V247H202ZM202 249H200L201 251H202ZM208 249V248H207ZM212 249V248H211ZM223 249H225V248H223ZM240 249V248H239ZM70 250V249H69ZM80 250V251H81ZM90 250V249H89ZM88 250V251H89ZM115 250V249H114ZM175 250H176V252H175ZM185 250V249H184ZM216 250V249H215ZM228 250V249H227ZM247 250H249V249H247ZM41 251H43V250H41ZM41 251H40V253H41ZM45 252H47L46 250H44ZM66 252L68 251V250H65ZM65 251L63 252V251H61V253L63 252V254L62 255H64L65 254ZM73 251V250H72ZM79 251V252H80ZM84 251V250H83ZM115 251H118V250H115ZM115 251L113 252V254L115 253ZM162 251V250H161ZM164 251V250H163ZM181 251H183V252H185L184 254L181 252ZM196 251H198L197 249H196ZM233 251H235V250H233ZM236 251H238V250H236ZM262 251V250H261ZM24 252V251H23ZM22 252V254H24ZM39 252V251H38ZM45 252H43V253H45ZM87 252V251H86ZM86 252H84V253H86ZM90 252V251H89ZM105 252V251H104ZM119 252V251H118ZM187 252H189V253H187ZM203 252V251H202ZM208 253H210L209 251H207ZM229 252V251H228ZM251 252V251H250ZM17 253L18 252H16V255H14V257L15 256H17ZM20 253H21V251H20ZM43 253H41V254H43ZM48 253V252H47ZM53 253V252H52ZM56 253V252H55ZM55 253H53V254H55ZM75 253V252H74ZM73 253V254H74ZM77 253H78V247H77ZM81 253V252H80ZM80 253H78V255L80 254ZM83 253V252H82ZM98 253V252H97ZM97 253H95V254H97ZM107 253H109V252H107ZM111 253V252H110ZM120 253V252H119ZM123 252H121V254H122ZM170 254L171 256H172V258H173V256H174V259H175V255L174 254ZM192 253V252H191ZM190 253V254H191ZM194 253V252H193ZM261 253V252H260ZM22 254H21V256H22ZM59 254V253H58ZM89 254V253H88ZM91 254H93L92 252H91ZM103 254V253H102ZM126 254V253H125ZM146 254V253H145ZM166 254V253H165ZM164 254V255H165ZM186 254V255H185ZM195 254H200V251H199V253H195ZM205 254H206V252H205ZM217 254V253H216ZM236 254H238V253H236ZM236 254H234L235 256H236ZM242 254V253H241ZM51 255V254H50ZM61 255V254H60ZM61 255V256H62ZM68 254H65V257L64 256H62V257H64V258H66V256H67ZM72 255V254H71ZM75 255H77V254H75ZM78 255H77V257H78ZM81 255V254H80ZM84 255V254H83ZM94 255V254H93ZM112 255V254H111ZM111 255H109V256H111ZM115 255H117V254H115ZM124 255V254H123ZM123 255H121L119 258H121ZM185 255V256H184ZM208 255V254H207ZM212 255V254H211ZM213 255H214V253H213ZM221 255V254H220ZM227 255H229V253H227ZM249 255V254H248ZM257 255V254H256ZM261 256L263 255V254H260ZM18 256H20V254L18 253ZM45 256H47V255H44V258H45V260H41L42 262L44 261V264H45V261H46V264H47V262H48V264H49V262L50 261H47L46 260V257ZM56 256L57 257H59L57 254H56ZM56 256H55V258H56ZM60 256V257H61ZM86 256V255H85ZM84 256V257H85ZM107 256H108V254H107ZM106 255H104V257L103 258H105V257H107ZM109 256H108V258H109ZM119 256V255H118ZM127 256H128V254H127ZM126 256V258H125V261L126 260H129V258H131L130 256H128L127 257ZM139 256V255H138ZM169 256V255H168ZM191 256H192V254H191ZM197 255H195V257L193 256V259L194 260H197V257H196ZM200 256H201V254H200ZM239 256V255H238ZM259 256V255H258ZM12 258H14L13 256H11ZM59 257V259L61 260L62 258H60ZM74 257V256H73ZM77 257L76 258H74V260H75V262H76V259H77ZM80 257H82V256H80ZM92 257V256H91ZM96 257V256H95ZM124 257H125V255H124ZM178 258V260L179 259H181V258ZM201 257H203V256H201ZM220 257V256H219ZM223 257V256H222ZM239 257H241V255L239 256ZM238 257V258H239ZM245 257V256H244ZM249 256H247V259H249L248 258ZM253 257V256H252ZM260 257V256H259ZM17 258V257H16ZM42 258H43V256H42ZM43 258V259H44ZM48 259H50V257H47ZM128 258V259H127ZM159 258H161L162 259V261L161 262H163L164 261V264L166 263V264H168L167 262H165L166 261V259L164 260L163 259V257L162 256H160ZM169 258V257H168ZM171 257H170V259H169V261H171V260H174V259H172ZM176 258V259H177ZM185 258H184V260H185ZM188 258V257H187ZM192 258V257H191ZM196 258V259H195ZM199 258V257H198ZM212 257H210V259H211ZM215 258H216V256H215ZM226 258V257H225ZM232 258V257H231ZM258 257H256V259H257ZM38 259V258H37ZM78 259H80L79 257H78ZM92 259L94 260V258L92 257ZM92 259H91V261H92ZM96 259V258H95ZM112 259V260H111ZM110 259V261H112L113 262V258H111ZM124 259V258H123ZM175 259V260H176ZM192 259V260H193ZM200 259V258H199ZM198 259V260H199ZM207 259V258H206ZM206 259H204V261H206ZM209 259V258H208ZM213 259V258H212ZM218 259V258H217ZM220 259V258H219ZM229 259V258H228ZM228 259L226 260V261H228ZM246 259V258H245ZM255 259V260H256ZM17 260V259H16ZM54 260V259H53ZM105 260V259H104ZM174 260V261H175ZM188 260V259H187ZM187 260H185V261H187ZM190 260V259H189ZM193 260V261H194ZM231 260V259H230ZM236 260V259H235ZM250 260V259H249ZM14 261H15V259H14ZM18 261V260H17ZM40 261V260H39ZM40 261V262H41ZM62 261V260H61ZM78 261V260H77ZM105 261H107V260H105ZM115 257H114V263H115ZM135 262H136V260H134ZM148 261V260H147ZM180 261V260H179ZM178 261V262H179ZM222 261V260H221ZM234 261V260H233ZM233 261H232V264H233ZM259 261V260H258ZM8 262V261H7ZM41 262V264H43ZM56 262V260L54 261V263ZM74 262V261H73ZM171 262H173V261H171ZM175 262H177V260L175 261ZM181 262H183V261H181ZM188 262H190V261H188ZM187 262V263H188ZM192 262V261H191ZM190 262V263H191ZM200 262H201V260H200ZM199 261L197 262V264L198 263H200ZM219 262V261H218ZM231 262V261H230ZM21 263V262H20ZM39 263V262H38ZM52 263V262H51ZM54 263H52V264H54ZM57 263V262H56ZM55 263V264H56ZM99 263V262H98ZM108 263H110V262H108ZM138 263V262H137ZM137 263H135V264H137ZM190 263H188V264H190ZM196 262H194L193 264H195ZM204 263H206V264H208L207 262H204ZM210 263H213V261H211ZM223 262H221V264H222ZM238 263H239V261H238ZM257 263V262H256ZM259 263V262H258ZM261 263V262H260ZM7 264V263H6ZM18 264V263H17ZM88 264H89V262H88ZM91 264H93V262L91 263ZM125 264V263H124ZM170 264V263H169ZM179 264V263H178ZM184 264H185V262H184ZM192 264V263H191ZM201 264V263H200ZM202 264H203V259H202ZM214 264V263H213ZM217 264H220V263H217ZM249 264H251V261H250V263ZM252 264H255L254 262L252 263Z\"/></svg>", "mask_w": 264, "mask_h": 264}]
</instances>
